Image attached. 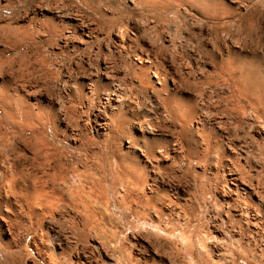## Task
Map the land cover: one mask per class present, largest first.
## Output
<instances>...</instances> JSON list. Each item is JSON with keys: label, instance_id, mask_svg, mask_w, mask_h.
Listing matches in <instances>:
<instances>
[{"label": "rangeland", "instance_id": "rangeland-1", "mask_svg": "<svg viewBox=\"0 0 264 264\" xmlns=\"http://www.w3.org/2000/svg\"><path fill=\"white\" fill-rule=\"evenodd\" d=\"M14 1H17V0H14ZM18 1H20V2L22 1V2L20 3V5L18 7H15L14 10L13 9H11V10L0 9V30H1L0 31V39H2L1 40L2 42H0V52H2V53H0V56H1L0 57V69H2L0 71V77L2 78V79L0 78V94L10 98L12 100V102H13L12 104L14 106L16 103H18V104H16L18 106L23 102L24 105H21V106H23L24 109L30 108V110H33L36 112V111H39V108H40V110L43 111L44 114L46 112L45 115L41 112L42 115H44L43 117H45V121H43L45 123L42 122V124H44V125L49 124L50 127L55 126V127H58V128L65 131V134H66L65 139L64 138L62 139L61 137H59V138H57V140L54 139L53 141H54V143L57 142L55 145L57 146V149H58V151H60V153L62 150L61 154H63L64 152H68V153L66 154V156H64L65 154H63V156L60 154L59 157L62 156V157H60V160H59V157L54 156L53 158L45 159V162H43V159L35 158L34 150L31 147L29 148V146L26 147V145L22 144L21 140L13 137L11 139L12 140L14 139V140L12 142H10L11 141L10 138L7 137L8 142H9L8 143L7 140L5 139V137H4V141H3V139H2V141L0 139V142H1L0 143V172H1L0 175L4 176L6 173L10 174L12 176V178L14 177L13 179L16 180L19 184L24 183L22 186L20 185L21 189L30 190V192H32V195H33L32 197H35V200H34V198H32L31 195L28 196V198L30 199V201H29V199L27 200V198L25 197L26 195L23 192L24 193L23 194L24 196L22 195L23 197L17 196V197H15V199L10 198L6 202H2L0 204V216L3 215L6 217L7 224L9 226L12 224L11 225L12 227L10 226L11 234H12V241L14 240L15 242H17V243H15V246L12 245L11 243L9 244V240L6 239V235L4 236V234H0V258L2 259V260L0 259V264H5V263L6 264H32L35 262H36V264H38V263L43 264L44 262L42 263V261L40 260L41 258H43V257L45 258L47 256H48V258L49 257L53 258V254H55V253L59 254L60 256L64 255L65 260L68 261V259H69L68 262L74 261V264H110V263L112 264L110 259H113L115 262L117 261L116 259H118V262H116V264L117 263L118 264H132V263L133 264H151V262L147 260V259H150V257H151L150 256L151 251H153L157 256H160V257L161 256L165 257V255H166L167 260L169 259L168 260L169 262H172V264H175V263H177L176 261H178L177 257H179L180 255L176 251V248L173 246L174 245L173 243H175L173 241L178 240L177 238L180 237L181 232L191 230V229L199 230V232H201V233H203L204 231L209 232V233L215 235V239L217 238L216 240H218V241L225 240L224 243L226 245L230 244V242L233 243L234 245H237V244H240V245L246 244V246L249 245L248 248L252 254L258 255V256H261V255L264 256V224H262L261 222H253L250 219V217L248 218V216L246 217V215L245 216L243 214L240 215V213L238 212V201L235 200V197H233V194L231 193L234 191L232 188L233 184L231 182L232 181L231 175L235 174L238 177V179H240L241 181H243V180L246 181L245 184L248 186L250 185V188L251 187H252V189L254 188L253 189L254 191H257V189H258L257 192L259 193L260 196L264 195V132H263L264 131V119H263L264 118V112L261 109H257L258 111L256 110L255 112H254V110L252 111V109H250L248 105L246 106L247 101H245L243 99H239V101H237L238 99L235 98L234 94H233V98L230 99V97L232 96L231 93L235 92V89L233 87L234 85L232 86V84H233L232 79L233 78L236 79L237 75L234 72L229 73V71L227 69H225L226 68L225 64H226V62L228 63V61H226V58H227V60L231 59L229 61V63L232 62L231 63L232 66L233 65L236 66L238 64V61H239V56L245 52H250L252 50H255V51H258L259 53L260 52L264 53V36H263L264 35V0H231V1L230 0H217V1L216 0H83V1H81V0H65V1L64 0H32V1L31 0H29V1L28 0L27 1L26 0L25 1L24 0H18ZM54 1H56L55 3L58 7L61 5L59 8L62 9L63 7H65L62 10L60 9L61 11H64V9H65V12H68V13L72 14L74 17H76V21L74 23L69 24V32L71 33L69 36L71 37V39L75 40L76 42H77V40H79L78 43H80V44L74 43V45H70V46L65 45L66 46L65 47L64 46V35H61V34H59L57 36H53L51 38H50V36L36 35L32 38V42H31L32 44L30 43L33 47V50L35 47L36 51H38L44 55L46 53V54L54 57V60H52L50 63L47 62V64L43 65V66H37V67L32 66V68L36 69V71H34L35 69H33L34 72L31 71L32 69L30 67H27V69L30 68L28 70L27 69L21 70L22 72L20 71V68L18 70H16L17 67H19V66L16 63V61H17L16 60V58H17L16 54L13 52L15 45L14 44H7L8 41L9 42L12 41V40L10 41V39H13V42H14L15 37L13 36L14 37L13 38L11 36V38H10V36H8V35H10L9 33L11 30L7 31V29H4V26H6L8 23H12L11 25H15L13 20L22 18L23 15H26L28 13V10L30 8H32L33 6H35L37 4H43L44 2H46L44 4H48L49 6L52 5L51 7L56 8V5L51 4V3H54ZM62 1H64V2H62ZM74 1H76V2H74ZM163 1H164V4H163ZM41 2H43V3H41ZM58 2H61L63 4V6L61 3H58ZM83 2L86 3L85 6H84ZM27 3H28V6H26ZM64 3L67 5H65ZM79 3H81V4H79ZM24 4H26V5H24ZM76 4L79 7L75 6ZM21 5H22V7H21ZM91 5H93V6H91ZM162 6H164V7H162ZM75 7H77V8H75ZM153 7H154V9H153ZM59 8H57V9H59ZM71 8H72V10H71ZM92 8H94L96 12L93 11ZM96 8H98V9H96ZM67 9H68V11H67ZM73 9H74V11H73ZM19 11H21V12H19ZM70 11H73V12L71 13ZM74 14H76V15H74ZM8 17L12 21H8L7 20ZM78 17L81 18V20L77 19ZM247 17H248V19H247ZM100 18H102L104 21ZM104 18L106 19L107 22H105ZM92 19H94V21ZM109 19H110V21H109ZM101 22H104L103 24H106V25L104 26ZM229 22L232 23V25ZM78 23H79V25H78ZM227 23H228V26H226ZM21 24L19 23V25H21ZM89 24H90V26H89ZM236 24H238L240 26V28L238 25L236 26ZM252 24H254V25H252ZM95 26H97L98 28ZM100 26H102L104 28H102ZM231 26H233V27H231ZM248 26L252 27V29L249 28ZM82 27H86L84 32H82ZM1 28L4 30H2ZM92 28L93 29L96 28V29L93 30ZM97 29H98V31H97ZM256 29H257V32H256ZM5 31H7L8 33L5 36L3 35L4 37L1 38V34L6 33ZM74 31H76V32H74ZM116 31H117V33L118 32L119 33L116 34ZM216 31H218V32H216ZM215 33L216 34L218 33V35L220 37L218 35L216 36ZM246 33H247V35H246ZM11 34L14 35L12 32H11ZM96 34H97V36H96ZM221 35H223V36H221ZM236 35H237V37H236ZM241 35H242V38H241L242 40L240 39ZM37 36H39V37H37ZM86 36H88V37H86ZM117 36L120 37L121 39L118 38ZM244 36H246V37H244ZM7 37H9L10 39L8 40ZM93 37H95V38H93ZM243 38H245V41ZM255 38H256V41H255ZM42 39L44 41L47 40V42L42 41ZM236 41H239L241 46ZM246 41H248L249 44ZM34 43L37 45H35ZM44 43L46 44V46ZM48 43H49V45H47ZM120 45H123V46L120 47ZM212 45L215 46V47L213 46L215 48L214 50H212V48H213ZM5 46L8 47L9 50ZM9 46L11 49L9 48ZM61 46H62V49H60ZM74 46H76V47H74ZM227 46H229V47H227ZM255 46H257V47L255 48ZM260 46H261V48H260ZM68 47H69V49H68ZM241 47L244 48V51ZM246 47H248V49H246ZM4 48L7 50L8 53L6 52V50ZM73 48H75V49H73ZM110 49H111V51L109 52ZM226 49H228V50L226 51ZM10 50L11 51L13 50V51L11 52ZM26 50L27 49H24V51H26ZM259 50H261V51H259ZM56 51L57 52L59 51L58 54H56L57 53ZM73 52H74V54H73ZM65 53H67V54H65ZM210 53H212V54H210ZM54 54H55V56H54ZM62 54H63V56L65 55L64 56L65 58L62 56ZM140 55L142 57H140ZM104 56L106 58H104ZM138 56H139V58H143V59L147 58L148 63L144 65L145 67L139 66V68H138V64L136 63L137 62L136 59H138ZM228 57H229V59H228ZM108 58L110 60H108ZM7 60L9 62H7ZM80 60H81V62H80ZM221 60H223L225 62V64ZM12 61H13V63H11ZM47 61H49V60H47ZM53 61H56L57 63L56 62L54 63ZM107 61H110V63ZM52 62H53V64H52ZM130 62H131V64H130ZM149 62H150V65L152 64V62H154L153 63L154 66L152 64L151 69L148 65ZM221 62H222V64H221ZM1 64H3V66H1ZM5 64H8V66L10 64V67H12V69L10 67L7 69V65H5ZM77 64H80V65L78 66ZM99 64H100V67H98ZM108 65H110L112 68H110V66L108 67ZM130 65H131V67H130ZM101 66H104V68ZM123 66H124V68H123ZM220 66H221V69H220ZM2 67L6 70L4 71ZM152 67H153V69H152ZM154 67H156V68H154ZM105 68H110V69L109 70L106 69L107 70L106 71ZM140 68H142V69H140ZM143 68H146V69H143ZM157 68H159L161 70L160 71L158 69L159 70L158 73H160V75L157 72H155V71H157ZM47 69H49V70H47ZM50 69L51 70L55 69L57 71L52 70L53 71V74H52V71ZM71 69L72 70L74 69V70L72 71ZM96 69L99 70L98 72H100L101 74H105L106 76H107V72H109V75L107 77L112 82L114 81L113 83H116L117 85L120 84L119 86L121 89L123 87H126L125 91H124V88L122 89V93L124 92L126 94L123 93L122 95L124 97V100H125L126 96H127V98H128V96L130 97L128 99L126 98V100H125V102L128 101V102H126V104H128L127 105L128 107L125 109L127 111V114H128L127 130H129L133 135H135L136 132H134V130H132V128H131L132 125H134L138 120H141L147 116V118H145L146 122L149 120V122H147V123H149L150 125L152 124V127L154 126L153 127L154 129L156 128L159 131L163 130L164 132L161 131L163 134H165V135L168 134V136L166 135L168 138H166V140H165L166 141L165 142V144H166L165 145V151H166L165 153L167 156H169V157H167L165 155V157H166V160L168 162L166 164H162V165L158 166L157 168H155L152 171L147 170V171H144L142 173V178L144 179L143 185L138 186L139 188L137 187L136 189L131 188L130 189L131 191L127 192V193H129V197H131V195H132V197H133V198L131 197L132 201L128 197H126V196H128L126 193H124L125 195L123 194L125 197L123 195L121 196L122 193L118 194V196H117V194L112 196L113 193H117V192L119 193L120 192V191H118L119 186H116L117 184H114L117 188H115L114 185L112 187L111 186L112 184L109 182V180L105 176H104L105 177L104 178L102 174L100 175L102 170H101V166L97 165V164H99L98 158L101 156H106V155L110 156V154L113 152V150L117 147V144H116L115 140L113 141V139L111 137H102L99 133H97V130H96L97 129L96 128L97 118L95 117L94 114L96 113V109H101L98 100L96 98H90V100L88 99L87 101H85L81 97V107H80L79 106L80 102L78 100H76L73 96L67 97L66 93L63 92V90H62L63 88L61 87L62 82H63V75L65 72H69L72 75H77L80 73L81 77H83L86 74H88L89 72H92L94 70L97 71ZM7 70H8V72H6ZM26 70L29 73L32 72L31 73L32 77H31V74H29V73H28L29 75H27ZM59 70H61L60 75L58 73ZM113 70H114V72H113ZM131 70H133V71H131ZM141 70H142V72H141ZM149 70H151V71H149ZM16 71H18V72H16ZM128 71H130L129 72L130 74H131V72H133L132 74H135V75L131 76L132 74L130 75L128 73ZM220 71H222V72H220ZM225 71H227L228 73ZM38 72L39 73L41 72L40 73L41 75L37 77L36 74L39 75ZM47 72H51L52 75L50 73L47 74ZM55 72L57 75L54 74ZM104 72H106V73H104ZM140 72L143 74H141ZM210 72H212L213 74ZM216 72H218L219 74ZM33 73L36 75L37 78H35V75H33ZM10 74H11V78L9 76ZM110 74L111 75L113 74L114 77H113V75L111 76ZM125 74H126V76H125ZM153 74L156 75L162 81L161 82L162 85H161L160 89H157L155 86H153L154 84L151 81ZM210 74H212V76ZM229 74H231V77L230 76L228 77ZM21 75L23 76V78L20 80L19 78L22 77ZM49 75H51L50 80H49ZM209 75H210V77H209ZM24 76L26 77V79L29 76V78H28L29 80H26L24 78ZM129 76H130V78H129ZM136 76L138 79L142 78V81H141V79L138 80L136 78ZM148 76L150 77V79ZM206 76H208V77H206ZM112 77H113V79H112ZM115 77H117V78H115ZM144 77H145V79H144ZM216 77H217V79H216ZM218 77H221L220 78L221 80ZM30 78H31V80H30ZM53 78H55V79H53ZM146 78L149 79L148 82H147L148 79L146 80ZM209 78H211L210 79L211 84H208V86H210L208 88L206 85H207V83L210 82ZM36 79H38V80L41 79L42 82H41V80L38 81ZM173 79L174 80L176 79L177 81L175 82ZM182 79L184 81H181ZM222 79H224L223 81H226L225 84L227 82L228 83L225 85L222 82V84H221L220 81H222ZM14 80L16 82L18 81L20 83L12 82ZM144 80L148 83L149 87H151V88H149L148 86H145V85H147V83ZM200 80H201V82H200ZM229 80H230V82H229ZM150 81H151V83H150ZM185 81H187V82H185ZM190 81H195V82H191V84H190ZM215 81L217 82V84L219 86L217 84H214ZM163 82H165V83H163ZM202 82H203V85H201ZM205 82H207V83L205 84ZM122 83H125V84L123 85ZM138 83L141 86L138 85ZM195 83H198L197 84L198 86L195 85ZM230 83H231V85H230ZM135 84L137 86H139V89L142 88V85H143V88L139 90ZM228 84H229V87L227 86ZM121 85H122V87H121ZM215 85H217V86L215 87ZM23 86H25V87H23ZM131 86H133V87H131ZM175 86H177V87H175ZM196 86H197V88H196ZM205 86H206V88H205V90H203ZM230 86H232V89L234 90V92H232V89ZM153 87H155V89L152 90L154 95L155 94L157 96H158V94H160V95H162V94H168L169 95L170 94L171 96L176 95L175 97L177 99H182L181 101L185 103L184 104L185 106L192 107L194 109V111H198L201 113V115L203 116L201 119V125L203 127L202 128L203 133H205L204 134L205 135L204 140L206 139L205 143L208 144V146L210 145L209 151L211 153L209 152L208 156L203 157L202 153L200 154L201 150H199L198 156L196 158L190 157L188 154H186L184 146L181 144L180 140L178 139L177 132L172 127L171 123H169L170 120L169 119L164 120L165 117L162 116V114L160 113V110H158L156 108L153 109L154 106H152L153 104L150 102L151 101L150 96H152L151 95V89ZM201 87L203 89H201ZM219 87H221V88L225 87L226 89L225 88L221 89ZM22 88H23V90H22ZM128 88H129V90H128ZM186 88L189 90H186ZM229 88L231 90H229ZM144 89H145V91H144ZM198 89L199 90L201 89L200 91H202V92H199V96L197 95ZM206 89L208 90L209 94L211 93L210 96L213 97V99L210 96H207L208 93H206L207 92ZM209 89H210V92H209ZM129 91L132 94L129 93ZM203 91H205L204 92V94L206 93L205 95L203 94ZM214 91H216V92H214ZM218 91H219V95H221V92L223 91L225 93L226 97L224 96L223 92H222L223 95H221V96L214 95ZM229 91H230L231 95H228ZM196 92H197V94H196ZM200 93L203 95L200 96ZM212 94H213V96H212ZM132 95H133V97H132ZM134 96L137 97L138 102H137L136 98L133 99ZM205 96H206V98H204ZM196 97H198V98H196ZM199 97H200V101H199ZM218 97H220L221 99L219 100ZM222 97H224V99L226 98V100H223ZM209 98H211L210 100H211V103L213 105L210 103ZM216 98L219 101V104L217 103ZM25 99H28V100H25ZM67 99L70 101L68 102ZM129 99L130 100L132 99L131 102ZM214 99H215V101H214ZM71 100H73L76 103L74 104V102ZM221 100L224 102H222ZM201 101H205V104L208 106H206L204 104V102H201ZM213 101L216 102L217 105L214 104ZM230 101H232V102H230ZM242 101H243V103H245V106L242 103ZM145 102H147V103H145ZM200 102L202 103V105ZM233 102L234 103L238 102V103H236L234 105ZM226 103H227V106H229V108L230 107H232V108L229 110V108L227 107L229 112H227L226 108H224L226 111V113H225L223 107H226V106H224V105H226ZM230 103H233V104H230ZM241 103H242V105H240ZM63 104H64V106H66V105L68 106V109H67V107H65L67 109V112L64 111L66 109L63 107ZM60 105H62V106H60ZM139 105H141V106H139ZM142 105H144V106H142ZM149 105H151L152 107L150 106L148 108ZM237 105H240L241 111H238L240 109ZM25 106H26V108H25ZM217 106H222V108L217 107ZM36 107L38 110L36 109ZM205 107L206 108L208 107L207 108L208 110L210 107H212V108H210V110L208 112V110ZM79 108L81 111L79 110ZM234 108L238 111L239 114L236 113L237 112L236 110H235V112H233ZM0 109H1L0 110V116L2 118L4 117V119H0V130H1L0 133L4 132V130L7 131L8 129H12V128L14 129V127L17 126V123L19 122V120L17 121L15 119V120L11 121L7 117V114H8L7 110L3 107V105L1 103H0ZM138 109H139V111H138ZM203 109H205V110H203ZM212 109H213V111H211ZM246 109L248 111H246ZM68 111L69 112L72 111V114H70L71 112L68 113ZM105 111H106V109H105ZM201 111H203V112H201ZM74 113H76L79 117H76L77 115ZM67 114L68 115L70 114L69 117ZM147 114L149 116H151V115L152 116L149 117ZM209 114L211 116L213 114V116L211 117ZM227 114H229L230 116H228ZM204 115H205V117H204ZM224 115H227V116H224ZM237 115H239L240 118L237 117ZM245 115L248 118L247 117L244 118ZM72 116L76 119H73ZM223 116L226 118H223ZM208 117L209 118L211 117L212 119L210 120V119H208ZM254 117L259 119L260 121L255 119ZM46 118H47V122H46ZM62 118H64V119H62ZM78 118H81V119L78 120ZM260 118H262L263 120H261ZM217 119H220V120H217ZM225 119H227V120H225ZM62 120H63V123H62ZM74 120H75V122H77L76 120H78V122L80 124L78 122H77L78 124L74 123ZM151 121H152V123H151ZM225 121L228 122L229 125H228V123L226 124ZM236 121L238 122V124H235V123H237ZM158 122H161V123H158ZM167 122H168V124H167ZM19 123H21V122H19ZM69 123L72 126L71 125L67 126V125H69ZM220 123H223V124L225 123V124L222 125ZM258 123H260V124L258 125ZM130 124H132V125H130ZM230 124H231V127H230ZM234 124L237 125V127L239 124H241V126L239 125V127L237 128ZM10 125H11V127H10ZM64 125H66L67 128L64 129V127H63ZM75 125H77V126L79 125L80 129L78 127H76ZM7 127H10V128H7ZM219 128H221V129H219ZM262 128H263V130H262ZM226 130H228L229 134L226 132ZM217 131H218V133H217ZM173 132H176V133H173ZM82 133H84L85 135L86 134L88 135L87 139L85 137H83L84 134H82ZM206 133H208L209 136ZM261 133H262V135H261ZM170 134H172L173 137H171L172 135H170ZM73 136H74V140L72 138ZM90 138H91V140L93 139V142H91ZM172 138L174 141L172 140ZM208 138H209V140H208ZM88 139L90 140V142H87ZM107 139H109V140H107ZM210 139H211V143H210ZM221 139H222V141H221ZM72 140L74 142H72ZM227 140H229V141H227ZM104 142H106V143H104ZM4 143H6V145L7 144L8 145L10 144V145L6 146ZM13 143H15L17 145H15ZM82 143H83V145H82ZM108 143L110 146L108 145ZM214 143L215 144L217 143L216 146ZM90 144H92V145H90ZM11 145H13V146H11ZM94 145L96 148L94 147ZM168 145H169V147H166ZM177 145H178V147H177ZM60 146H62V147L66 146L65 148H63L64 150L67 149L68 147L69 148H68V150L64 151L62 148L59 149ZM91 146H93V148ZM86 147H88V148H86ZM97 147L100 151L97 149ZM213 147H214V149H213ZM15 148L16 149L18 148L20 150H18V149L16 150ZM102 148L105 149V151ZM70 149H71V151H70ZM174 149H175V151H174ZM12 150H15V151H12ZM90 151H93V152H90ZM71 152L72 153L75 152V153L72 154ZM87 152H89V153H87ZM95 152H97V153L95 154ZM20 153H21V156L19 157L18 155ZM22 153H23V156H22ZM31 153H32V155H31ZM77 153H80L81 156H79L80 154H77ZM98 153L100 154V156L97 158L96 155L98 156L99 155ZM213 153H214V156H213ZM13 154H14V156H13ZM15 154H17V155H15ZM69 154H70V156H69ZM78 156H79V158L77 160V164H75L74 160ZM215 156H217V157H215ZM221 156H223V157H221ZM2 157H3L4 161L2 160ZM33 157L35 158V160ZM67 157L72 158V159L70 158L71 161H70V159H69V161H70V164H72L73 166L69 164L68 160H65ZM80 157H82L85 160V164L87 166L89 165V168H91L93 170V174L92 173L90 174V172L92 170H90L89 168L86 169L87 166L85 164L84 165L82 164V163H84V160ZM85 157L88 161L85 159ZM9 159H10V162H9ZM51 159H52V162H50ZM54 159H55V161H53ZM173 159L175 161H172ZM178 159H179V161H178ZM190 159H192V160H190ZM48 160H49V162H48ZM176 160H177V162H176ZM202 160L205 163L201 162ZM12 161H13V163H11ZM79 161H80V165H79ZM183 161H185V162L183 163ZM189 161H190V164L188 163ZM2 162H4L3 163L4 165L2 164ZM33 162H35V163H33ZM38 162H40L41 164L39 165ZM57 162H59V163H57ZM173 162H176V163H173ZM22 163H23V165H22ZM45 163H46V165H45ZM48 163H50L49 166H48ZM65 163L68 164V166ZM93 163H94V165L99 166V169H97L98 168L97 166H95V167H97V168H95ZM27 164H28V166H27ZM74 164L78 167H75ZM62 165L67 170H63L64 167ZM203 165H205V166H203ZM50 166H52V167H50ZM82 166L83 167L85 166L84 168L86 170H89L90 172L86 171L85 169L82 170V168H83ZM35 167L38 168V171H37V168H35ZM66 167H68L69 169ZM74 167L76 169L81 168V172L84 171V172L88 173L89 175L87 174L86 177L89 176L90 179H89V177H88V179H89V181L91 180L89 182L88 179H86L88 181L87 184L85 183V181L82 182V185H84L83 183L86 184L83 187L86 189V191H81L82 192L81 196H79L80 193L74 194L69 190V186L80 185V184H78V182L74 178H73L74 180L73 179L70 180V177H72L71 173L74 170ZM93 167L95 168V170L93 169ZM231 167H233V168H231ZM51 168L53 170H51ZM60 168H61V170H60ZM70 168L73 170L71 171ZM15 169H16V171H15ZM235 169L237 171L239 170V172L237 173V171ZM29 170H31L33 172H31ZM55 170H57V171H55ZM59 170H60V172H59ZM78 170H80V169H78ZM233 170H235V171H233ZM36 171L39 174L36 173ZM39 171H42V172H39ZM65 172L69 175L66 174L67 175L66 176L64 174ZM232 172H234V173H232ZM17 173H19L20 175ZM22 173H23V176H21ZM58 173H60V174L62 173L64 175L65 179L69 178L68 179L69 181L67 180V182L70 185L64 184V182H63L64 177H62L63 175L62 176L60 174L58 175ZM230 173H231V175H230ZM41 175H43V176H41ZM52 175H54V176L57 175L59 177L54 178V176H52ZM98 176H99L100 180H99V178H97ZM60 177H62L63 179H61ZM42 178H43V180H42ZM52 178H54L55 181H54V179L52 180ZM204 178H205V180H203ZM1 179H2V177L0 176V180ZM46 179H47V182H46ZM56 179L58 180V182H56L57 181ZM200 179H201V181H200ZM37 180L39 181V183H42V181H45V182H43L44 184L43 183L38 184ZM95 180H97V182ZM202 180L204 181V183L206 185L203 183ZM93 181H95V182H93ZM101 181L102 182L106 181V182L104 184L103 183L101 184ZM48 182H51V183H48ZM199 182H202L205 186L202 183L200 185ZM36 183H37V185H36ZM92 183H93V186H91ZM94 183H95V185H94ZM96 184H98L97 189H95ZM251 184L253 186H251ZM100 185H103V186H100ZM37 186L38 187L40 186L41 188L40 187L38 188ZM99 186L102 189L99 188ZM106 186H108V189L106 188ZM147 186L148 187L150 186V191L147 190ZM43 187H44V189H43ZM49 187H51V188H49ZM90 187H92V188H90ZM34 188L35 189L38 188V189H36L37 190L36 192H35ZM52 188H53V190H52ZM83 188L81 190H85ZM93 188H94V191H92V193L94 194V192H95L96 196H95V194L94 195L92 194L93 196H91L90 189L93 190ZM198 188H202V189H198ZM115 189L117 191L113 192ZM137 189H138V192L136 191ZM203 190H204V193H206V190H207V193H209L207 196H204L206 198V201H205V198L204 197L202 198V195L199 193L200 191L202 192ZM259 190H261V192L263 191V193H260ZM47 191L48 192L50 191L49 194ZM51 191L54 193H59V194H56V195L54 194V196H53V193L51 194ZM69 191L73 194L72 196H74L73 199L75 200V202L73 201L72 196L70 194L68 195ZM87 191H89V192H87ZM134 191H135V193H134ZM239 191L237 193L241 194L243 192L241 195L244 194V191H242V190H239ZM38 192L39 193L42 192V194L45 193V195L39 194ZM60 192L62 194L61 196H60ZM105 192H108V194ZM197 192H198V194H196ZM98 194H99V196H98ZM206 194H204V195H206ZM48 195H49V197H48ZM57 195L60 197L56 198ZM75 195L77 197H75ZM103 195H104V199H103ZM106 195L109 198L108 200H107ZM147 195L150 198V199H148V202L146 200ZM196 195H198V196L201 195V197L198 198V196H196ZM38 196H40V197L45 196V198L42 197L41 199H43V200H41V199L39 200L40 197L38 198ZM52 196L54 197V199L52 198ZM69 196L71 199L69 198ZM90 196L95 199L94 201H97V199H101V200H98L96 202L97 204H98V202L99 203L101 202V203L96 206V203L93 201L92 198H90ZM36 197H37V199H36ZM80 197H82V200H80ZM117 197H119V201L117 200L118 199ZM122 197L126 198L127 202L124 203L123 202L124 199H120ZM31 199L34 200V202ZM61 199H62V203H61ZM64 199H65V201L68 202V204L70 203V206L68 208H67V206H68L67 202H64ZM76 199L78 201H76ZM171 199H172V202H171ZM46 200L48 202H51V204L45 203V202H47ZM49 200H51V201H49ZM86 200H89V201H86ZM104 200L108 201L107 204H106V201L104 202ZM121 200H123L122 203L126 204V206L121 203ZM149 200L151 201V203L149 202ZM194 200H196V202ZM197 200L198 201L200 200L201 202L200 201L197 202ZM24 201H27V203H25L27 206L24 204ZM59 201H60V203H59ZM83 201L85 203H83ZM129 201H131L130 204L128 203ZM202 201H205V202H202ZM29 202H31V203H29ZM38 202L40 204H38ZM63 202L66 204H64ZM78 202H80L82 206L86 205V206H84L85 208L87 207L86 210H84V208H82V206L80 205V203L78 204ZM87 202H89V204L92 203L90 205V208H89V205ZM114 202H116V206H118L117 208H116ZM34 203H36V205ZM93 203H95V204H93ZM44 204H46V205H44ZM48 204H50L49 205L50 207L48 206ZM63 204L65 207H63ZM76 204L78 206H80V207H78V209L80 208L79 210L77 209ZM120 204H121V206H119ZM41 205L48 206V208H46V207L43 208V207H41ZM71 205L74 208L71 207ZM92 205L97 210L94 209L92 207ZM106 205H108V207H106ZM100 206H102V207H100ZM129 206H130V208H129ZM142 206H143V208H142ZM6 207H7V209H6ZM19 207H20V209H19ZM98 207H99V209H102V210H99ZM105 207H106V210H105ZM121 207H123V209H121ZM125 207L129 208V212H128L127 208H126V211L124 210ZM25 208H26V210H25ZM91 208L94 211H92ZM40 209H42V211ZM73 209H75V211ZM76 209L78 211H76ZM10 210H13V211H10ZM48 210L49 211L53 210V211H51L52 213L51 212L48 213L49 214L48 215L47 214V212H49ZM25 211L28 214V216L25 213ZM87 211H88V213H87ZM91 211L93 214H91ZM97 211H98V213H97ZM101 212H103V213H101ZM138 212L140 214L142 213L141 214L142 216L140 214H137ZM24 213H25V215H23ZM42 213L43 214L45 213L47 216L45 214L43 215ZM84 213L86 215H84ZM82 214H83V216H82ZM156 214H158V215L156 216ZM87 215H90L89 218ZM91 215L94 216L93 219H91L93 217ZM139 215L141 217H143V219L141 218V220H140ZM7 216H8V218H7ZM42 217H44V218H42ZM108 217H110L111 219ZM86 219H88V220H86ZM144 220L146 221V223ZM140 221H143L145 224L143 222L141 223ZM13 222H15V224ZM81 222H83V223H81ZM72 223H73V225H72ZM105 223H106V225H105ZM159 223H160V225H159ZM18 224H20V225H18ZM51 224H52V226H51ZM76 224H77V226H76ZM146 224L148 226H145ZM38 225H40V226L38 227ZM154 225H155V227H154ZM14 226H16V227H14ZM25 226L28 228L26 229ZM98 226H99V229H98ZM140 226H142V227H140ZM157 226H159L160 230H162V231L164 229L165 230L164 233H162L160 230L158 231V229H156ZM29 227H31V228H29ZM80 228H82V229H80ZM188 228H190V229H188ZM153 229H154V231H153ZM169 229H171V230H169ZM173 229H175V231H177V232H174V234L176 233V235L170 234V233H173V232H171ZM41 230H42L43 234H42ZM93 231H95V232H93ZM114 231L117 233H115ZM177 234H178V237H177ZM15 235H16V237H15ZM42 235L44 238H42ZM19 236H21V237H19ZM95 236H96V238H95ZM169 236H171L172 239ZM28 237H35V241H36L35 247L36 248L32 244H30V246H29V244L24 243L25 239H29ZM77 237H79V238H77ZM174 237H176V238H174ZM19 238H21V240H19ZM169 238H170V240H168ZM79 241L82 243H80ZM50 242H51V246H50ZM166 242H167V244H166ZM58 243H60V244H58ZM210 243L207 242L205 245L207 246V250L213 251L214 248ZM109 244L112 246V248ZM17 245H19V246H17ZM162 245L163 246L165 245V246L163 247ZM230 245H228V246H230ZM25 246H26V249L24 250ZM48 246H50V247H48ZM146 246H148L150 248H148ZM31 247L34 251L31 249ZM38 247H40V248H38ZM171 247H174V248L171 249ZM173 249L175 250L174 254H173ZM26 250H28V251H26ZM165 250H168V251H165ZM51 251L54 253H52ZM106 251H107V253H106ZM8 252H10V253H8ZM118 252H120V253H118ZM122 252L123 253L125 252L124 255ZM166 253L168 255L170 254L169 256H171V257H169ZM171 253H172V255H171ZM109 256H110V258H109ZM112 256H113V258H112ZM170 259H171V261H170ZM39 261H41V262H39ZM53 262H54V259H53ZM157 262H159V261L154 260L153 263L154 264H162L160 262L159 263H157ZM240 263H243V262L241 261Z\"/></svg>", "mask_w": 264, "mask_h": 264}, {"label": "bare ground", "instance_id": "bare-ground-1", "mask_svg": "<svg viewBox=\"0 0 264 264\" xmlns=\"http://www.w3.org/2000/svg\"><path fill=\"white\" fill-rule=\"evenodd\" d=\"M25 1V0H24ZM27 1V0H26ZM29 1V0H28ZM32 1V0H31ZM65 1V0H64ZM64 1H62V2H64ZM81 1H83V0H81ZM217 1V0H216ZM231 1V0H230ZM22 2V1H21ZM20 1H14V0H0V9H2V10H11V9H15V7H18L19 5H20V3H21ZM47 2V1H46ZM46 2H44V3H46ZM50 2V1H49ZM56 1H54V3H51V4H54V5H56V3H55ZM74 2H76V1H74ZM237 2V1H236ZM39 3V2H38ZM41 3H43V2H41ZM37 4V5H35V6H33L32 8H30L29 10H28V13L26 14V15H23L22 16V18H19V19H16V20H13V22L15 23V25H11L12 23H8L6 26H4V29H7V31L8 30H11L10 31V35H8V36H10V38H11V36L13 37H15V41L13 42V39H10L9 37H7V39L9 40L10 39V41L11 42H9L8 41V43L7 44H14L15 45V47H14V53L16 54V63H17V65L19 66V67H17V69L16 70H18L19 68H20V71L21 70H25V69H27V67H30L32 70L31 71H33V69H35V68H32V66L33 67H37V66H43V65H46L47 64V62H51L52 60H54V57H52V56H50V55H48V54H46L45 53V55L44 54H42V53H40V52H38V51H36L35 50V47H34V50H33V47H32V38L34 37V36H36V35H42V36H50V38L51 37H53V36H57V35H59V34H61V35H64V46L66 45V46H70V45H74V43H77V44H80V43H78V41L79 40H77V42L75 41V40H73V39H71V37L69 36L71 33L69 32V24H71V23H74L75 21H76V17H74L72 14H70V13H68V12H65V9H64V11H61L63 8H65V7H63L62 9L61 8H59L57 5H56V8H53V7H51V6H49L48 4ZM58 3H61V2H58ZM84 3V2H83ZM62 4V3H61ZM65 4V3H64ZM79 4H81V3H79ZM85 4L86 3H84V6H85ZM163 4H164V1H163ZM24 5H26V4H24ZM65 5H67V4H65ZM198 5V4H197ZM219 5V4H218ZM26 6H28V3H27V5ZM62 6H63V4H62ZM70 6V5H69ZM75 6H77V4L75 5ZM88 6V5H87ZM91 6H93V5H91ZM96 6V5H95ZM165 6V5H164ZM164 6H162V7H164ZM21 7H22V5H21ZM24 7V6H23ZM74 7V6H73ZM72 7V8H73ZM77 7H79V6H77ZM77 7H75V8H77ZM159 7V6H158ZM157 7V8H158ZM169 7V6H168ZM57 8H59V9H57ZM69 8V7H68ZM72 8H71V10H72ZM74 8V9H75ZM91 8V7H90ZM95 8V7H94ZM94 8H92V10L93 11H95V9ZM61 9V10H60ZM70 9V8H69ZM74 9H73V11H74ZM96 9H98V8H96ZM149 9V8H148ZM153 9H154V7H153ZM206 9V8H205ZM213 9V8H212ZM77 10V9H76ZM80 10V9H79ZM23 11V10H22ZM67 11H68V9H67ZM73 11H70L71 13L73 12ZM78 11V10H77ZM19 12H21V11H19ZM96 12V11H95ZM98 13V12H97ZM77 14V13H76ZM76 14H74V15H76ZM80 15V14H79ZM16 16V15H15ZM19 16V15H18ZM175 16V15H174ZM205 16V15H204ZM21 17V16H20ZM9 18V17H8ZM7 18V20L8 21H12V20H10V18L8 19ZM15 18V17H14ZM77 19H80L81 20V18H77ZM100 19H102V18H100ZM105 19V18H104ZM247 19H248V17H247ZM6 20V21H7ZM90 20V19H89ZM93 21H94V19H92ZM103 20V19H102ZM251 20V19H250ZM104 21V20H103ZM109 21H110V19H109ZM247 21V20H246ZM245 21V22H246ZM90 22V21H89ZM105 22H107L106 21V19H105ZM244 22V21H243ZM242 22V23H243ZM19 23L21 24V25H19ZM96 23V22H95ZM102 24L104 23V22H101ZM230 23V22H229ZM254 23V22H253ZM85 24V23H84ZM88 24V23H87ZM92 24V23H91ZM94 24V23H93ZM99 24V23H98ZM101 24V25H102ZM231 25H232V23H230ZM73 25V24H72ZM77 25V24H76ZM78 25H79V23H78ZM104 26L106 25V24H103ZM238 24H236V26H237ZM252 25H254V24H252ZM81 26V25H80ZM84 26V25H83ZM87 26V25H86ZM89 26H90V24H89ZM226 26H228V23H227V25ZM239 26V25H238ZM256 26V25H255ZM95 27H97V26H95ZM100 27H102V26H100ZM107 27V26H106ZM111 27V26H110ZM109 27V28H110ZM231 27H233V26H231ZM249 28H251L252 29V27H250V26H248ZM90 28V27H89ZM98 28V27H97ZM102 28H104V27H102ZM238 28V27H237ZM239 28H240V26H239ZM238 28V29H239ZM2 29V28H1ZM4 29H2V30H4ZM86 29V27H82V32H84V30ZM93 29V28H92ZM96 29V28H95ZM95 29H93V30H95ZM122 29V28H121ZM230 29V28H229ZM103 30V29H102ZM219 30V29H218ZM237 30V29H236ZM248 30V29H247ZM250 30V29H249ZM1 31V30H0ZM7 31H5L6 33H2L1 34V38L2 37H4L8 32ZM71 31V30H70ZM77 31V30H76ZM76 31H74V32H76ZM97 31H98V29H97ZM120 31V30H119ZM238 31V30H237ZM241 31V30H240ZM11 32L14 34V35H12L11 34ZM72 32V31H71ZM92 32V31H91ZM100 32V31H99ZM102 32V31H101ZM216 32H218V31H216ZM224 32V31H223ZM239 32V31H238ZM237 32V33H238ZM242 32V31H241ZM256 32H257V29H256ZM119 33V32H118ZM117 33V31H116V34H118ZM121 33V32H120ZM222 33V32H221ZM99 34V33H98ZM4 35V36H3ZM73 35V34H72ZM92 35V34H91ZM215 35L217 36L218 35V33L216 34L215 33ZM229 35V34H228ZM243 35V34H242ZM242 35H241V37H240V39L242 38ZM246 35H247V33H246ZM95 36V35H94ZM96 36H97V34H96ZM95 36V37H96ZM119 36V35H118ZM117 36V37H118ZM219 36V35H218ZM221 36H223V35H221ZM264 36V35H263ZM13 37V38H14ZM37 37H39V36H37ZM86 37H88V36H86ZM91 37V36H90ZM95 37H93V38H95ZM220 37V36H219ZM228 37V36H227ZM236 37H237V35H236ZM244 37H246V36H244ZM6 38V37H5ZM4 38V39H5ZM56 38V37H55ZM118 38H120V37H118ZM3 39V40H4ZM35 39V38H34ZM91 39V38H90ZM121 39V38H120ZM220 39V38H219ZM244 39V41H245V38H243ZM2 39H0V42H2L1 41ZM231 40V39H230ZM239 40V39H238ZM242 40V39H241ZM240 40V41H241ZM42 41H44L43 39H42ZM46 42H47V40H45ZM44 41V42H45ZM125 41V40H124ZM215 41V40H214ZM229 41V40H228ZM233 41V40H232ZM250 41V40H249ZM255 41H256V38H255ZM259 41V40H258ZM13 42V43H12ZM37 42V41H36ZM87 42V41H86ZM118 42V41H117ZM123 42V41H122ZM236 42H238L239 44H240V42L239 41H236ZM246 42H248V41H246ZM31 43V44H30ZM38 43V42H37ZM50 43V42H49ZM49 43L47 44V45H49ZM59 43V42H58ZM89 43V42H88ZM216 43V42H215ZM229 43V42H228ZM251 43V42H250ZM256 43V42H255ZM259 43V42H258ZM35 44V43H34ZM39 44V43H38ZM45 44V43H44ZM63 44V43H62ZM118 44V43H117ZM121 44V43H120ZM124 44V43H123ZM237 44V43H236ZM248 44H249V42H248ZM257 44V43H256ZM35 45H37V44H35ZM231 45V44H230ZM251 45V44H250ZM13 46V45H12ZM11 46V47H12ZM34 46V45H33ZM45 46H46V44H45ZM51 46V45H50ZM63 46V47H64ZM65 46V47H66ZM123 45H120V47H122ZM214 45H212V47H213ZM240 46H241V44H240ZM252 46V45H251ZM258 46V45H257ZM257 46H255V48L257 47ZM6 47V46H5ZM48 47V46H47ZM54 47V46H53ZM74 47H76V46H74ZM79 47V46H78ZM117 47V46H116ZM125 47V46H124ZM215 47V46H214ZM212 48V50H214L215 48ZM227 47H229V46H227ZM226 47V48H227ZM7 49H8V47H6ZM9 48H10V46H9ZM39 48V47H38ZM57 48V47H56ZM242 48V47H241ZM240 48V49H241ZM260 48H261V46H260ZM5 49V48H4ZM11 49V48H10ZM24 49H27L26 51H24ZM37 49V48H36ZM53 49V48H52ZM51 49V50H52ZM60 49H62V46H61V48ZM68 49H69V47H68ZM73 49H75V48H73ZM81 49V48H80ZM99 49V48H98ZM121 49V48H120ZM243 49V51H244V48H242ZM246 49H248V47H246ZM253 49V48H252ZM6 50V49H5ZM9 50V49H8ZM50 50V51H51ZM66 50V49H65ZM219 50V49H218ZM224 50V49H223ZM228 49H226V51H227ZM231 50V49H230ZM11 51V50H10ZM11 51V52H12ZM55 51V50H54ZM64 51V50H63ZM73 51V50H72ZM111 51V49L109 50V52ZM249 51V50H248ZM259 51H261V50H259ZM6 52H7V50H6ZM5 52V53H6ZM57 52V51H56ZM59 52V51H58ZM58 52L56 53V54H58ZM68 52V51H67ZM78 52V51H77ZM76 52V53H77ZM108 52V53H109ZM210 52V51H209ZM229 52V51H228ZM231 52V51H230ZM0 53H2V52H0ZM8 53V52H7ZM11 54V53H10ZM61 54V53H60ZM59 54V55H60ZM65 54H67V53H65ZM73 54H74V52H73ZM156 54V53H155ZM210 54H212V53H210ZM2 55V54H1ZM6 55V54H5ZM58 55V56H59ZM70 55V54H69ZM209 55V54H208ZM7 56V55H6ZM54 56H55V54H54ZM57 56V57H58ZM62 56H63V54H62ZM65 56V55H64ZM63 56V57H64ZM73 56V55H72ZM108 56V55H107ZM232 56V55H231ZM236 56V55H235ZM1 57V56H0ZM4 57V56H3ZM61 57V56H60ZM71 57V56H70ZM137 57V56H136ZM135 57V58H136ZM140 57H142L141 55H140ZM155 57V56H154ZM162 57V56H161ZM65 58V57H64ZM67 58V57H66ZM104 58H106L105 56H104ZM110 58V57H109ZM108 58V60H110ZM145 58V57H144ZM231 58V57H230ZM71 59V58H70ZM151 59V58H150ZM228 59H229V57H228ZM235 59V58H234ZM9 60V59H8ZM7 60V62H9ZM47 60H49V61H47ZM65 60V59H64ZM105 60V59H104ZM149 60V59H148ZM231 59H229V60H227V58H226V61H228V63L226 62V64H225V62L223 61V60H221L224 64H225V69H227L228 71H229V73H235L236 75H237V77H236V79L235 78H233L232 79V82H233V84H232V86L234 87V89H235V92H234V90L232 89V86H230L231 87V89H232V92H234V93H231L232 94V96L230 97V99H232L233 98V94H234V96H235V98L236 99H238L237 101H239V99H243V100H245V101H247V103H246V106L248 105L249 106V108L250 109H252V111L254 110V112L257 110V109H261L263 112H264V53H262V52H258V51H255V50H252V51H250V52H245V53H243V54H241L240 56H239V61H238V64L236 65V66H232L231 65V63L232 62H230L229 63V61H230ZM233 60V59H232ZM14 61V62H15ZM67 61V60H66ZM65 61V62H66ZM69 61V60H68ZM136 63L138 64V68H139V66L140 67H143L145 64H147L148 63V61H147V58H145V59H143V58H139V56H138V59H136ZM151 61V60H150ZM6 62V61H5ZM6 62V63H7ZM54 63L56 62V61H53ZM53 62H52V64H53ZM77 62V61H76ZM80 62H81V60H80ZM79 62V63H80ZM107 62H109L110 63V61H107ZM134 62V61H133ZM222 62H221V64H222ZM235 62V61H234ZM11 63H13V61L11 62ZM57 63V62H56ZM67 63V62H66ZM99 63V62H98ZM105 63V62H104ZM135 63V62H134ZM154 62H152V64H153ZM71 64V63H70ZM130 64H131V62H130ZM151 64V65H152ZM234 64V63H233ZM5 65H7V69L10 67V64H9V66H8V64H5ZM78 66L80 65V64H77ZM128 65V64H127ZM133 65V64H132ZM149 67H150V69H151V65H150V62H149ZM1 66H3V64H1ZM48 66V65H47ZM54 66V65H53ZM56 66V65H55ZM62 66V65H61ZM72 66V65H71ZM110 65H108V67H109ZM153 66H154V64H153ZM156 66V65H155ZM6 67V66H5ZM51 67V66H50ZM58 67V66H57ZM98 67H100V64H99V66ZM101 67H103L104 68V66H101ZM129 67V66H128ZM130 67H131V65H130ZM145 67V66H144ZM160 67V66H159ZM3 68V67H2ZM11 69H12V67H10ZM30 68H28V69H30ZM62 68V67H61ZM67 68V67H66ZM110 68H112L111 66H110ZM110 68H105V70L106 69H110ZM123 68H124V66H123ZM136 68V67H135ZM154 68H156V67H154ZM27 69V70H28ZM68 69V68H67ZM126 69V68H125ZM140 69H142V68H140ZM139 69V70H140ZM143 69H146V68H143ZM149 69V68H148ZM152 69H153V67H152ZM159 68H157V71H155V72H157L158 73V71L160 70H158ZM175 69V68H174ZM220 69H221V66H220ZM2 69H0V71H1ZM3 70L5 71L6 69H4L3 68ZM26 70V72H27V75H29V74H31V73H29L28 71ZM47 70H49V69H47ZM51 70V69H50ZM53 70V69H52ZM51 70V71H52ZM55 70V69H54ZM53 70V71H54ZM72 70V69H71ZM74 70V69H73ZM72 70V71H73ZM86 70V69H85ZM89 70V69H88ZM97 70V69H96ZM101 70V69H100ZM128 70V69H127ZM126 70V71H127ZM136 70V69H135ZM156 70V69H155ZM191 70V69H190ZM223 70V69H222ZM10 71V70H9ZM19 71V72H20ZM34 71H36V69L34 70ZM33 71V72H34ZM53 71H52V74H53ZM55 71H57V70H55ZM99 70H97V71H92V72H89L88 74H86L85 76H83V77H81V75H80V73L79 74H77V75H72L71 73H69V72H65L64 73V75H63V82H62V85H61V87L63 88L62 90H63V92H65L66 93V95H67V97H69V96H73L76 100H78L79 102H80V107H81V97H82V99L83 100H85V101H87L88 99L90 100V98H96L97 100H98V102H99V104H100V108L101 109H96V113L94 114L95 115V117L97 118V124H96V130H97V133H99L102 137H111L112 139H113V141L115 140V142H116V144H117V147L113 150V152L110 154V156H101V157H99L100 156V154L97 156L96 155V157L98 158V163L99 164H97V165H99V166H101V170H102V172L100 173V175L102 174L103 175V177L105 176L108 180H109V182L112 184L111 186L113 187V185L114 184H117L116 186H119L118 187V191H120L119 193L117 192V193H113L112 194V196L113 195H115V194H117V196H118V194H121V196L124 194V193H126L128 196H126V197H128L130 200L133 198L132 197V195H131V197H129V193H127V192H129V191H131L130 189L131 188H137L138 186H142L143 185V178H142V173L144 172V171H152V170H154L155 168H157L158 166H160V165H162V164H166L168 161L166 160V157H165V155H166V151H165V140H166V138H168L167 136H168V134H163L162 132H164L163 130H161V131H159V130H157L156 128L154 129L153 127H152V124L150 125L149 123H147V122H149V120L146 122L145 121V118H147V116L145 117V118H143V119H141V120H138L134 125H132V124H130V125H132V130H134V132H136V134L135 135H133L129 130H127V126H128V114H127V111L125 110L128 106V104H126V102H128V101H126L125 102V100H126V98H127V96L125 97V100H124V97H123V93H122V89L124 88V91L126 90L125 88L126 87H123L122 89L120 88V84H116V83H113L107 76L109 75V72H107V76L105 75V74H101L100 72H98ZM107 71V70H106ZM131 71H133V70H131ZM144 71V70H143ZM149 71H151V70H149ZM161 71V70H160ZM217 71V70H216ZM219 71V70H218ZM6 72H8V70L6 71ZM16 72H18V71H16ZM22 72V71H21ZM112 72V71H111ZM113 72H114V70H113ZM125 72V71H124ZM130 71H128V73H129ZM141 72H142V70H141ZM140 72V73H141ZM154 72V73H155ZM220 72H222V71H220ZM225 72H227V71H225ZM24 73V72H23ZM29 73V74H28ZM36 73V72H35ZM39 73V72H38ZM41 73V72H40ZM39 73V75L38 74H36L37 75V77L38 76H40L41 74ZM48 73H50L51 74V72H47V74ZM59 75H60V73H61V70H59ZM74 73V72H73ZM103 73V72H102ZM104 73H106V72H104ZM127 73V74H128ZM133 72H131V74H132ZM210 73H212V72H210ZM216 73H218V72H216ZM228 73V72H227ZM8 74V73H7ZM15 74V73H14ZM25 74V73H24ZM23 74V75H24ZM46 74V75H47ZM51 74V75H52ZM54 74H56V72L54 73ZM130 74V73H129ZM130 74V75H131ZM141 74H143V73H141ZM152 74V73H151ZM159 75H160V73H158ZM213 74V73H212ZM212 74H210L211 76H212ZM219 74V73H218ZM221 74V73H220ZM33 75H35L34 73H33ZM36 75H35V78H37L36 77ZM51 75H49V80H50V76ZM57 75V74H56ZM111 75V74H110ZM113 75V74H112ZM111 75V76H112ZM133 75H135V74H132L131 76H133ZM149 75V74H148ZM210 75H209V77H210ZM222 75V74H221ZM234 75V74H233ZM232 75V76H233ZM10 76V78H11V74L9 75ZM13 76V75H12ZM17 76V75H16ZM22 76V75H21ZM116 76V75H115ZM125 76H126V74H125ZM142 76V75H141ZM151 76V75H150ZM231 77V74H229L228 75V77ZM5 77V76H4ZM31 77H32V74H31ZM113 77H114V75H113ZM113 77H112V79H113ZM135 77V76H134ZM133 77V78H134ZM149 77V76H148ZM206 77H208V76H206ZM222 77V76H221ZM221 77H218L219 79L221 78ZM1 78V77H0ZM17 78V77H16ZM23 78V76L21 77V78H19L20 80ZM24 78L26 79V77L24 76ZM29 78V76L27 77V79L26 80H29L28 79ZM34 78V77H33ZM32 78V79H33ZM115 78H117V77H115ZM129 78H130V76H129ZM136 78H137V76H136ZM183 78V77H182ZM225 78V77H224ZM2 79V78H1ZM13 79V78H12ZM53 79H55V78H53ZM138 79V78H137ZM141 79V81H142V78H140ZM140 79H138V80H140ZM144 79H145V77H144ZM148 78H146V80H147ZM149 79H150V77H149ZM149 79L147 80V82L149 81ZM164 79V78H163ZM185 79V78H184ZM211 78H209V83H207V82H205V84L207 83V87L209 88L210 86H208V84H211V80H210ZM216 79H217V77H216ZM215 79V80H216ZM227 79V78H226ZM229 79V78H228ZM10 80V79H9ZM16 80V79H15ZM12 81V82H15V83H17L16 81ZM18 80V79H17ZM24 80V79H23ZM30 80H31V78H30ZM36 80H38V79H36ZM35 80V81H36ZM41 79H39L38 81H40ZM123 80V79H122ZM174 80V79H173ZM186 80V79H185ZM189 80V79H188ZM194 80V79H193ZM198 80V79H197ZM221 80V79H220ZM219 80V81H220ZM224 79H222V81H220V83L222 84V82L225 84V82L226 81H223ZM236 80V81H235ZM25 81V80H24ZM23 81V82H24ZM117 81V80H116ZM133 81V80H132ZM145 81V80H144ZM152 83L154 84L153 86H155L157 89H160L161 88V85H162V81L156 76V75H154L153 74V76H152ZM151 81H150V83H151ZM175 82L177 81L176 79L174 80ZM181 81H184L183 79L181 80ZM196 81V80H195ZM195 81H190V84H191V82H195ZM205 81V80H204ZM203 81V82H204ZM218 81V80H217ZM235 81V82H234ZM41 82H42V80H41ZM82 82V83H81ZM119 82V81H118ZM137 82V81H136ZM146 82V81H145ZM146 82V83H147ZM166 82V81H165ZM165 82H163V83H165ZM174 82V83H175ZM185 82H187V81H185ZM184 82V83H185ZM200 82H201V80H200ZM203 82L201 83V85H203ZM229 82H230V80H229ZM18 83H20V82H18ZM22 83V82H21ZM145 83V84H146ZM173 83V84H174ZM178 83V82H177ZM183 83V82H182ZM219 83V82H218ZM219 83V84H220ZM228 83V82H227ZM226 83V84H227ZM13 84V83H12ZM23 84V83H22ZM21 84V85H22ZM82 84V85H81ZM123 85L125 84V83H122ZM176 84V83H175ZM174 84V85H175ZM179 84V83H178ZM189 84V83H188ZM198 83H195V85H197ZM214 84H217V82L215 81V83ZM220 84V85H221ZM225 84V85H226ZM128 85V84H127ZM136 85V84H135ZM138 85H140L139 83H138ZM151 85V84H150ZM165 85V84H164ZM180 85V84H179ZM218 85V84H217ZM217 85H215V87L217 86ZM224 85V86H225ZM230 85H231V83H230ZM134 86V85H133ZM133 86H131V87H133ZM137 86V85H136ZM141 86V85H140ZM145 86H148L149 87V85H148V83H147V85H145ZM152 86V85H151ZM194 86V85H193ZM198 86V85H197ZM197 86H196V88H197ZM206 86L204 87V89L201 87V89H203V90H205V88H206ZM219 86V85H218ZM228 87H229V84L227 85ZM16 87V86H15ZM14 87V88H15ZM18 87V86H17ZM22 87V86H21ZM23 87H25V86H23ZM121 87H122V85H121ZM138 87V89H139V86H137ZM155 87H153L152 89H151V95L152 96H150L151 98V103L153 104L152 106H154L153 107V109L154 108H156V109H158V110H160V113L162 114V116H164L165 117V119L164 120H166V119H169L170 120V122L169 123H171V125H172V127L175 129V131L177 132V135H178V139L180 140V142H181V144L184 146V148H185V152H186V154H188L190 157H194V158H196L197 156H198V153H199V150H201V152H200V154L202 153V155H203V157H206V156H208L209 155V146H208V144H206L205 143V140H204V134L205 133H203V127H202V125H201V119H202V115H201V113L200 112H198V111H194V109L192 108V107H187V106H185L184 104V102H182L181 100L182 99H177L175 96H171L170 94L168 95V94H162V95H160V94H158V96L155 94L154 95V93H153V89H155ZM164 87V86H163ZM169 87V86H168ZM175 87H177V86H175ZM195 87V86H194ZM200 87V86H199ZM226 87V86H225ZM225 87H219V88H221V89H223V88H225ZM20 88V87H19ZM142 88H143V85H142ZM142 88H140V89H142ZM149 88H151V87H149ZM190 88V87H189ZM195 88V89H196ZM227 88V87H226ZM225 88V89H226ZM139 89V90H140ZM171 89V88H170ZM174 89V88H173ZM200 89V90H201ZM217 89V88H216ZM230 88H229V90H231ZM17 90V89H16ZM22 90H23V88H22ZM21 90V91H22ZM128 90H129V88H128ZM131 90V89H130ZM136 90V89H135ZM178 90V89H177ZM176 90V91H177ZM184 90V89H183ZM186 90H189V89H187L186 88ZM199 89H198V94H197V92H196V94L199 96V92H202V91H200ZM207 90V89H206ZM218 90V89H217ZM216 90V91H217ZM144 91H145V89H144ZM158 91V90H157ZM169 91V90H168ZM175 91V92H176ZM216 91H214V92H216ZM225 91V90H224ZM228 91V90H227ZM68 92V93H67ZM155 92V91H154ZM161 92V91H160ZM183 92V91H182ZM195 92V91H194ZM204 92L205 91H203V94H204ZM209 92H210V89H209ZM223 92V91H222ZM222 92H221V95H223L224 94V96L226 97V95H225V93L223 92V94H222ZM129 93H131L130 91H129ZM156 93V92H155ZM159 93V92H158ZM165 93V92H164ZM167 93V92H166ZM190 93V92H189ZM192 93V92H191ZM206 93H208V90H207V92ZM205 93V94H206ZM218 93V94H217ZM217 93H215L214 95H219V91L217 92ZM16 94V93H15ZM124 94H126V93H124ZM128 94V93H127ZM132 94V93H131ZM147 94V93H146ZM195 94V95H196ZM203 94H201L200 93V96L201 95H203ZM204 94V95H205ZM230 94V91H229V93H228V95H231ZM143 95V94H142ZM194 95V96H195ZM211 95V93L209 94L208 93V95L207 96H210ZM221 95H219V96H221ZM18 96V95H17ZM41 96V95H40ZM212 96H213V94H212ZM25 97V96H24ZM23 97V98H24ZM132 97H133V95H132ZM140 97V96H139ZM203 97V96H202ZM211 97V96H210ZM17 98V97H16ZM41 98V97H40ZM72 98V97H71ZM70 98V99H71ZM128 98H130L129 96H128ZM127 98V99H128ZM137 99V97H135L134 96V98L133 99ZM196 98H198V97H196ZM204 98H206V96L204 97ZM212 99H213V97H211ZM211 98H209V100L211 99ZM219 98V100L221 99L220 97H218ZM18 99V98H17ZM21 99V98H20ZM19 99V100H20ZM69 99V98H68ZM67 99V101L69 102L70 100H68ZM73 99V98H72ZM74 99V100H75ZM222 99L223 100H226V98L224 99V97H222ZM25 100H28V99H25ZM38 100V99H37ZM75 100V101H76ZM130 100V99H129ZM132 100V99H131ZM131 100H130V102H131ZM195 100V99H194ZM202 100V99H201ZM205 100V99H204ZM208 100V99H207ZM71 101H73V100H71ZM147 101V100H146ZM148 101V102H149ZM197 101V100H196ZM199 101H200V97H199ZM214 101H215V99H214ZM213 101V102H214ZM216 101H217V103L219 104V101L217 100V98H216ZM222 101V100H221ZM233 101V100H232ZM232 101H230V102H232ZM36 102V101H35ZM41 102V101H40ZM63 102V101H62ZM74 102V101H73ZM77 102V101H76ZM76 102H74V104L76 103ZM134 102V101H133ZM137 102H138V99H137ZM201 102H204V104H205V101H201ZM200 102V103H201ZM208 102V101H207ZM222 102H224V101H222ZM0 103L3 105V107L7 110V117L12 121V120H19V122H21V123H17V126H15L14 127V129L12 128V129H8L7 131H5L4 129V132H2V133H0V139H1V141H2V139H3V141H4V137H5V139L7 140V142H8V138H10V142H12L13 140L11 139V138H13V137H15V138H17V139H19V140H21V143L22 144H24V145H26V147L27 146H29V148L31 147L33 150H34V153H35V158H37V159H43V162H45V159H49V158H53L54 156L55 157H59V155L62 153V150H61V153H60V151H58V149H57V146L55 145L56 143H54V139H56L57 140V138H59V137H61L62 139L64 138H66V134H65V131L64 130H62V129H60V128H58V127H50V125L48 124V125H44V124H42V122L43 121H45V117H43L45 114H46V112H45V114H44V112L43 111H41L40 110V108H39V111H33V110H30V108L28 109V108H26V106H25V108L26 109H24V107L23 106H21V105H24L23 104V102L20 104V105H16V104H18V103H16L15 104V106L12 104L13 102H12V100L10 99V98H8L7 96H4V95H2V94H0ZM72 103V102H71ZM145 103H147V102H145ZM144 103V104H145ZM150 103V104H151ZM210 103H211V100H210ZM217 103L216 102H214V104H216L217 105ZM229 103V102H228ZM234 103V102H233ZM233 103H230V104H233ZM236 103H238V102H236ZM236 103H234V105L236 104ZM242 103H243V101H242ZM242 103L240 104V105H242ZM70 104V103H69ZM68 104V105H69ZM73 104V105H74ZM194 104V103H193ZM212 104V103H211ZM222 104V103H221ZM224 104V103H223ZM244 104V106H245V103H243ZM135 105V104H134ZM201 105H202V103H201ZM206 105V104H205ZM213 105V104H212ZM240 105H237L238 107H239V109L240 110H238V111H241V108H240ZM32 106V105H31ZM60 106H62V105H60ZM70 106V105H69ZM136 106V105H135ZM138 106V105H137ZM139 106H141V105H139ZM142 106H144V105H142ZM151 105H149L148 106V108L150 107ZM151 106V107H152ZM206 106H208V105H206ZM210 106V105H209ZM224 106H226V107H223V109L224 108H226V111L227 112H229L228 111V108H229V106H227V103H226V105H224ZM29 107V106H28ZM41 107V106H40ZM63 107L65 108V107H67V109H68V106L66 105V106H64V104H63ZM213 107V106H212ZM212 107H210V108H212ZM217 107H221L222 108V106H217ZM228 107V108H227ZM35 108V107H34ZM73 108V107H72ZM132 108V107H131ZM134 108V107H133ZM142 108V107H141ZM202 108V107H201ZM206 108V107H205ZM208 108V107H207ZM206 108V109H207ZM210 108H209V110H210ZM232 107H230L229 108V110L231 109ZM36 109H37V107H36ZM55 109V108H54ZM63 109V108H62ZM66 109V108H65ZM67 109L66 110H64V111H66L67 112ZM71 109V108H70ZM105 109H106V111H105ZM135 109V108H134ZM146 109V108H145ZM144 109V110H145ZM198 109V108H197ZM222 109V110H223ZM1 110V109H0ZM35 110V109H34ZM38 110V109H37ZM43 110V109H42ZM46 110V109H45ZM56 110V109H55ZM75 110V109H74ZM79 110H80V108H79ZM203 110H205V109H203ZM208 110V109H207ZM209 110H208V112H209ZM217 110V109H216ZM219 110V109H218ZM234 110V111H233ZM232 111L233 112H235V108L233 109ZM73 111V110H72ZM72 111H68V113H70V114H72ZM81 111V110H80ZM138 111H139V109H138ZM211 111H213V109L211 110ZM210 111V112H211ZM226 111H225V109H224V112L226 113ZM237 111V110H236ZM238 111L236 112V113H238ZM246 111H248L247 109H246ZM251 111V112H252ZM258 111V110H257ZM260 111V110H259ZM5 112V111H4ZM44 114V115H42V113ZM60 112V111H59ZM63 112V111H62ZM61 112V113H62ZM65 112V113H66ZM133 112V111H132ZM149 112V111H148ZM147 112V113H148ZM164 112V113H163ZM201 112H203V111H201ZM207 112V113H208ZM223 112V113H224ZM6 113V112H5ZM79 113V112H78ZM159 113V112H158ZM205 113V112H204ZM214 113V112H213ZM231 113V112H230ZM247 113V112H246ZM69 114V115H70ZM74 114H76V113H74ZM80 114V113H79ZM206 114V113H205ZM239 114V113H238ZM242 114V113H241ZM240 114V115H241ZM249 114V113H248ZM254 114V113H253ZM66 115V114H65ZM68 115V114H67ZM69 115H68V117H69ZM77 115V114H76ZM81 115V114H80ZM148 115V114H147ZM151 115V114H150ZM210 115V114H209ZM220 115V114H219ZM222 115V114H221ZM228 116H230L229 114H227ZM227 115H224V116H227ZM243 115V114H242ZM255 115V114H254ZM74 116V115H73ZM72 116V118L73 119H76V118H74ZM149 116V115H148ZM152 116V115H151ZM151 116H149V117H151ZM208 116V115H207ZM206 116V117H207ZM211 116V115H210ZM212 116H213V114H212ZM211 116V117H212ZM223 116V118H226V117H224ZM251 116V115H250ZM1 117V116H0ZM67 117V118H68ZM71 117V116H70ZM76 117H79L78 115L76 116ZM158 117V116H157ZM204 117H205V115H204ZM209 118L208 117V119H212V118ZM234 117V116H233ZM237 117H239V115H237ZM243 117V116H242ZM247 116L245 115V117L244 118H246ZM257 117V116H256ZM49 118V117H48ZM65 118V117H64ZM64 118H62V119H64ZM232 118V117H231ZM235 118V117H234ZM240 118V117H239ZM248 118V117H247ZM255 118V117H254ZM258 118V117H257ZM257 118H255V119H257ZM263 118V117H262ZM262 118H260L261 120H263ZM0 119H4V117L2 118H0ZM79 119H81V118H78V120ZM152 119V118H151ZM162 119V118H161ZM204 119V118H203ZM215 119V118H214ZM237 119V118H236ZM52 120V119H51ZM60 120V119H59ZM78 120H76L77 122H78ZM217 120H220V119H217ZM225 120H227V119H225ZM234 120V119H233ZM240 120V119H239ZM257 120H259V119H257ZM53 121V120H52ZM241 121V120H240ZM256 121V120H255ZM260 121V120H259ZM46 122H47V118H46ZM66 122V121H65ZM72 122V121H71ZM77 122H75V120H74V123H77ZM95 122V121H94ZM165 122V121H164ZM221 122V121H220ZM224 122V121H223ZM226 122V121H225ZM230 122V121H229ZM235 122V121H234ZM237 122V121H236ZM2 123V122H1ZM15 123V122H14ZM43 123H45V122H43ZM62 123H63V120H62ZM79 123V122H78ZM77 123V124H78ZM151 123H152V121H151ZM155 123V122H154ZM158 123H161V122H158ZM210 123V122H209ZM214 123V122H213ZM228 122H226V124H227ZM80 124V123H79ZM167 124H168V122H167ZM216 124V123H215ZM220 124H222V125H224L223 123H220ZM235 124H238V122L237 123H235ZM234 124V125H235ZM260 123H258V125H259ZM15 125V124H14ZM71 124L69 123V125H67V126H70ZM221 125V126H222ZM228 125H229V123H228ZM240 126H241V124H239ZM239 125H238V127H239ZM67 126L66 125H64L63 127H64V129L65 128H67ZM72 126V125H71ZM74 126V125H73ZM76 127H78L79 129H80V126L78 125H75ZM95 126V125H94ZM157 126V125H156ZM155 126V127H156ZM165 126V125H164ZM218 126V125H217ZM216 126V127H217ZM226 126V125H225ZM233 126V125H232ZM236 127H237V125H235ZM10 127H11V125H10ZM10 127H7V128H10ZM162 127V126H161ZM220 127V126H219ZM230 127H231V124H230ZM237 127V128H238ZM74 128V127H73ZM158 128V127H157ZM206 128V127H205ZM225 128V127H224ZM259 128V127H258ZM219 129H221V128H219ZM223 129V128H222ZM257 129V128H256ZM260 129V128H259ZM262 130H263V128H262ZM1 131V130H0ZM77 131V130H76ZM172 131V130H171ZM219 131V130H218ZM218 131H217V133H218ZM222 131V130H221ZM225 131V130H224ZM259 131V130H258ZM67 132V131H66ZM176 132H173V133H176ZM226 132L228 133V130H226ZM260 132V131H259ZM264 132V131H263ZM171 133V132H170ZM215 133V132H214ZM80 134V133H79ZM82 134H84V133H82ZM207 135H208V133H206ZM222 134V133H221ZM229 134V133H228ZM170 135H172V134H170ZM211 135V134H210ZM220 135V134H219ZM231 135V134H230ZM261 135H262V133H261ZM87 134L85 135L84 134V136L83 137H85L86 139H87ZM209 136V135H208ZM207 136V137H208ZM225 136V135H224ZM8 137V138H7ZM82 137V136H81ZM171 137H173V135L171 136ZM176 137V136H175ZM73 138V140H74V136L72 137ZM211 138V137H210ZM218 138V137H217ZM227 138V137H226ZM231 138V137H230ZM16 139V140H17ZM71 139V138H70ZM78 139V138H77ZM106 139V138H105ZM175 139V138H174ZM177 139V138H176ZM67 140V139H66ZM72 140V142H74ZM83 140V139H82ZM81 140V141H82ZM85 140V139H84ZM90 140H91V138H90ZM90 140L88 139V141L87 142H90ZM100 140V139H99ZM107 140H109V139H107ZM106 140V141H107ZM172 140H173V138H172ZM178 140V141H179ZM208 140H209V138H208ZM18 141V140H17ZM102 141V140H101ZM170 141V140H169ZM174 141V140H173ZM172 141V142H173ZM221 141H222V139H221ZM227 141H229V140H227ZM226 141V142H227ZM6 142V141H5ZM66 142V141H65ZM91 142H93V139L91 140ZM100 142V141H99ZM103 142V141H102ZM1 143V142H0ZM9 143V142H8ZM64 143V142H63ZM104 143H106V142H104ZM179 143V142H178ZM210 143H211V139H210ZM209 143V144H210ZM5 145H6V143H4ZM13 144H15V143H13ZM89 144V143H88ZM93 144V143H92ZM92 144H90V145H92ZM175 144V143H174ZM173 144V145H174ZM177 144V143H176ZM215 144V143H214ZM217 144V143H216ZM216 144H215V146H216ZM10 145V144H9ZM8 144L6 145V146H9ZM15 145H17V144H15ZM59 145V144H58ZM63 145V144H62ZM82 145H83V143H82ZM81 145V146H82ZM105 145V144H104ZM108 145H109V143H108ZM112 145V144H111ZM171 145V144H170ZM179 145V144H178ZM178 145H177V147H178ZM229 145V144H228ZM11 146H13V145H11ZM10 146V147H11ZM20 146V145H19ZM22 146V145H21ZM75 146V145H74ZM78 146V145H77ZM80 146V145H79ZM89 146V145H88ZM98 146V145H97ZM110 146V145H109ZM172 146V145H171ZM3 147V146H2ZM66 147V146H65ZM64 146L62 147V146H60L59 147V149L60 148H65ZM92 148H93V146H91ZM94 147H95V145H94ZM101 147V146H100ZM166 147H169V145L168 146H166ZM182 147V146H181ZM219 147V146H218ZM229 147V146H228ZM12 148V147H11ZM20 148V147H19ZM69 148V147H68ZM68 148L67 149H65V150H68ZM71 148V147H70ZM74 148V147H73ZM84 148V147H83ZM86 148H88V147H86ZM96 148V147H95ZM105 148V147H104ZM174 148V147H173ZM226 148V147H225ZM2 149V148H1ZM7 149V148H6ZM9 149V148H8ZM16 149V148H15ZM18 149V148H17ZM16 149V150H17ZM79 149V148H78ZM97 149H98V147H97ZM103 149V148H102ZM111 149V148H110ZM178 149V148H177ZM213 149H214V147H213ZM18 150H20V149H18ZM32 150V151H33ZM64 150V149H63ZM64 150V151H65ZM76 150V149H75ZM80 150V149H79ZM89 150V149H88ZM94 150V149H93ZM99 150V149H98ZM104 151H105V149H103ZM12 151H15V150H12ZM70 151H71V149H70ZM78 151V150H77ZM96 151V150H95ZM100 151V150H99ZM102 151V150H101ZM174 151H175V149H174ZM181 151V150H180ZM183 151V150H182ZM3 152V151H2ZM18 152V151H17ZM90 152H93V151H90ZM177 152V151H176ZM179 152V151H178ZM6 153V152H5ZM13 153V152H12ZM68 152H64L63 154H65L64 156H66V154H67ZM72 153V152H71ZM73 153H75V152H73ZM72 153V154H73ZM87 153H89V152H87ZM86 153V154H87ZM97 152H95V154H96ZM183 153V152H182ZM211 153V152H210ZM11 154V153H10ZM18 154V153H17ZM17 154H15V155H17ZM63 154H61L62 156H63ZM77 154H80V153H77ZM103 154V153H102ZM221 154V153H220ZM3 155V154H2ZM27 155V154H26ZM30 155V154H29ZM31 155H32V153H31ZM92 155V154H91ZM109 155V154H108ZM169 155V154H168ZM217 155V154H216ZM224 155V154H223ZM4 156V155H3ZM13 156H14V154H13ZM19 157L21 156V153L18 155ZM17 156V157H18ZM22 156H23V153H22ZM62 156H60V157H62ZM69 156H70V154H69ZM79 156H81V154L79 155ZM79 156L74 160V163L75 164H77V160H78V158H79ZM95 156V155H94ZM167 156V155H166ZM183 156V155H182ZM213 156H214V153H213ZM8 157V156H7ZM32 157V156H31ZM60 157H59V160H60ZM167 157H169V156H167ZM215 157H217V156H215ZM221 157H223V156H221ZM34 158V157H33ZM35 158H34V160H35ZM68 158V157H67ZM65 159V160H68V162H69V164H70V161H71V159L70 158H68V159ZM80 158H82V157H80ZM182 158V157H181ZM184 158V157H183ZM6 159V158H5ZM15 159V158H14ZM13 159V160H14ZM17 159V158H16ZM29 159V158H28ZM32 159V158H31ZM36 159V160H37ZM69 159H70V161H69ZM83 159V158H82ZM85 159H86V157H85ZM175 159V158H174ZM172 160V161H175V160ZM188 159V158H187ZM199 159V158H198ZM2 160H3V157H2ZM33 160V159H32ZM64 160V161H65ZM84 160V159H83ZM87 160V159H86ZM94 160V159H93ZM169 160V159H168ZM183 160V159H182ZM190 160H192V159H190ZM204 160V159H203ZM201 161V162H203V163H205L204 161ZM4 161V160H3ZM25 161V160H24ZM53 161H55V159L53 160ZM58 161V160H57ZM88 161V160H87ZM178 161H179V159H178ZM216 161V160H215ZM220 161V160H219ZM9 162H10V159H9ZM48 162H49V160H48ZM50 162H52V159H51V161ZM67 162V161H66ZM93 162V161H92ZM176 162H177V160H176ZM176 162H173V163H176ZM185 161H183V163H184ZM193 162V161H192ZM4 162H2V164H3ZM8 163V162H7ZM11 163H13V161L11 162ZM27 163V162H26ZM33 163H35V162H33ZM57 163H59V162H57ZM62 163V162H61ZM73 163V162H72ZM82 163V162H81ZM189 164H190V161L188 162ZM199 163V162H198ZM217 163V162H216ZM215 163V164H216ZM38 164L40 165L41 163L40 162H38ZM49 164L50 163H48V166H49ZM66 164V163H65ZM74 164V166L75 167H78V166H76ZM83 165L85 164V160H84V163H82ZM81 164V165H82ZM171 164V163H170ZM218 164V163H217ZM4 165V164H3ZM7 165V164H6ZM12 165V164H11ZM22 165H23V163H22ZM36 165V164H35ZM45 165H46V163H45ZM59 165V164H58ZM57 165V166H58ZM61 165V164H60ZM67 166H68V164H66ZM70 165H72V164H70ZM79 165H80V161H79ZM86 165V164H85ZM93 165H94V163H93ZM97 165H94V167L95 166H97ZM172 165V164H171ZM222 165V164H221ZM26 166V165H25ZM27 166H28V164H27ZM44 166V165H43ZM56 166V165H55ZM63 166V165H62ZM73 166V165H72ZM87 166V165H86ZM99 166H97V167H95V168H97V169H99ZM184 166V165H183ZM203 166H205V165H203ZM224 166V165H223ZM10 167V166H9ZM50 167H52V166H50ZM49 167V168H50ZM60 167V166H59ZM64 167V166H63ZM74 167V170L73 169H71V171H72V177H70V180L71 179H75L77 182H78V184H80V185H78V186H69V190L72 192V193H76V194H78V193H80L79 194V196H81V191H86V189L85 188H83L84 187V185H86L87 184V182L89 181V179H90V177H89V179H88V177H86L87 176V174L88 173H86V172H84V171H82L81 172V168H78V169H80V170H78V169H76ZM83 167V166H82ZM85 167V166H84ZM82 168V170H84L85 168ZM92 167V166H91ZM93 167V169L95 170V168ZM225 167V166H224ZM30 168V167H29ZM35 168H37V167H35ZM62 168V167H61ZM61 168H60V170H61ZM66 168H68V167H66ZM73 168V167H72ZM89 168V165L87 166V168L86 169H88ZM184 168V167H183ZM228 168V167H227ZM231 168H233V167H231ZM230 168V169H231ZM12 169V168H11ZM69 169V168H68ZM85 169V170H86ZM90 170H92L91 168H89ZM224 169V168H223ZM21 170V169H20ZM23 170V169H22ZM51 170H53L52 168H51ZM60 170H59V172H60ZM63 170H67V169H65V167L63 168ZM236 170V169H235ZM235 170H233V171H235ZM2 171V170H1ZM7 171V170H6ZM5 171V172H6ZM15 171H16V169H15ZM29 171H31V170H29ZM37 171H38V168H37ZM36 171V173H38ZM48 171V170H47ZM55 171H57V170H55ZM86 171H89V170H86ZM168 171V170H167ZM224 171V170H223ZM232 171V170H231ZM237 171V170H236ZM20 172V171H19ZM23 172V171H22ZM31 172H33V171H31ZM39 172H42V171H39ZM51 172V171H50ZM54 172V171H53ZM63 172V171H62ZM90 172V171H89ZM239 172V170L237 171V173ZM4 173V172H3ZM10 173V172H9ZM16 173V172H15ZM29 173V172H28ZM45 173V172H44ZM48 173V172H47ZM55 173V172H54ZM53 173V174H54ZM93 174V170L90 172V174ZM149 173V172H148ZM232 173H234V172H232ZM236 173V172H235ZM0 174H1V172H0ZM13 174V173H12ZM17 174H19V173H17ZM31 174V173H30ZM39 174V173H38ZM42 174V173H41ZM60 173H58V175H59ZM65 175L67 174L66 172L64 173ZM240 174V173H239ZM20 175V174H19ZM26 175V174H25ZM36 175V174H35ZM46 175V174H45ZM61 176L63 175L62 173L60 174ZM67 175H69V174H67ZM66 175V176H67ZM89 175V174H88ZM99 175V176H100ZM230 175H231V173H230ZM238 175V174H237ZM1 177H2V179L0 180V204L2 203V202H6L7 200H9L10 198H14L15 199V197H17V196H22L24 193H25V197L27 198V200L29 199L28 198V196H30L31 195V197L33 196L32 195V192H30V190H27V189H21L20 188V185L22 186L23 184H19L16 180H14L13 178H12V176L10 175V174H5L4 176H2V175H0ZM21 176H23V173H22V175ZM20 176V177H21ZM28 176V175H27ZM41 176H43V175H41ZM49 176V175H48ZM52 176H54V175H52ZM99 176L97 177V178H99ZM158 176V175H157ZM26 177V176H25ZM35 177V176H34ZM50 177V176H49ZM55 177H59V176H57V175H55L54 176V178ZM62 177H64V175L62 176ZM62 177H60L61 179H63ZM102 177V178H103ZM104 177V178H105ZM44 178V177H43ZM43 178H42V180H43ZM48 178V177H47ZM54 178H52V180L54 179ZM96 178V179H97ZM101 178V179H102ZM25 179V178H24ZM35 179V178H34ZM69 179V178H68ZM68 179H65V177H64V184H67V185H70L68 182H67V180ZM73 179V180H74ZM86 179H88V181L86 180ZM106 179V180H107ZM151 179V178H150ZM245 179V178H244ZM23 180V179H22ZM40 180V179H39ZM51 180V181H52ZM57 180V179H56ZM98 180V179H97ZM97 180H95L96 182H97ZM99 180H100V178H99ZM203 180H205V178L203 179ZM202 180V181H203ZM230 180V179H229ZM231 182H232V184H233V186H232V188H233V192H231L232 194H233V197H235V200L236 201H238V212L240 213V215H246V217L248 216V218L250 217V219L253 221V222H261L262 224H264V195H259V193L257 192L258 191V189H257V191H254L253 189H252V187L250 188V185L248 186V185H246L245 184V182L246 181H241L240 179H238V177L235 175V174H233V175H231ZM247 180V179H246ZM33 181V180H32ZM38 181V180H37ZM54 181H55V179H54ZM69 181V180H68ZM75 181V182H76ZM85 181V183H83L84 185H82V182H84ZM91 181V180H90ZM89 181V182H90ZM95 181H93V182H95ZM156 181V180H155ZM154 181V182H155ZM159 181V180H158ZM163 181V180H162ZM200 181H201V179H200ZM20 182V181H19ZM36 182V181H35ZM41 182V181H40ZM43 182H45V181H42V183ZM46 182H47V179H46ZM56 182H58V180L56 181ZM62 182V181H61ZM74 182V183H75ZM106 182V181H105ZM105 182H102L101 181V184L103 183H105ZM173 182V181H172ZM171 182V183H172ZM26 183V182H25ZM42 183H39V181H38V184H42ZM48 183H51V182H48ZM164 183V182H163ZM170 183V182H169ZM200 183V185H201V183L202 182H199ZM203 183H204V181H203ZM202 183V184H203ZM44 184V183H43ZM56 184V183H55ZM72 184V183H71ZM205 184V183H204ZM203 184V185H204ZM36 185H37V183H36ZM57 185V184H56ZM66 185V186H67ZM94 185H95V183H94ZM97 185L98 184H96V188L95 189H97ZM106 185V184H105ZM108 185V184H107ZM199 185V186H200ZM202 185V186H203ZM206 185V184H205ZM204 185V186H205ZM26 186V185H25ZM91 186H93V183H92V185ZM100 186H103V185H100ZM99 186V188H101ZM115 186V185H114ZM115 186V188H117ZM201 186V187H202ZM251 186H253L252 184H251ZM259 186V185H258ZM38 187V186H37ZM40 187V186H39ZM38 187V188H39ZM45 187V186H44ZM44 187H43V189H44ZM105 187V186H104ZM145 187V186H144ZM207 187V186H206ZM23 188V187H22ZM26 188V187H25ZM38 188H36V189H38ZM41 188V187H40ZM49 188H51V187H49ZM85 189V190H81V189ZM90 188H92V187H90ZM106 188L108 189V186H106ZM139 188V187H138ZM257 188V187H256ZM30 189V188H29ZM32 189V188H31ZM35 189V188H34ZM35 189V192L37 191ZM42 189V190H43ZM102 189V188H101ZM105 189V188H104ZM106 189V190H107ZM110 189V188H109ZM113 189V188H112ZM198 189H202V188H198ZM49 190V189H48ZM52 190H53V188H52ZM60 190V189H59ZM88 190V189H87ZM105 190V191H106ZM147 190H149L150 191V186L148 187L147 186ZM232 190V189H231ZM239 190H242V191H244V194L243 195H241V194H239V193H237ZM33 191V190H32ZM67 191V190H66ZM69 191V193H68V195L70 194L71 196L73 195L71 192ZM92 191H94V188H93V190L92 189H90V193H91V196H93L94 194H95V192H94V194L92 193ZM101 191V190H100ZM104 191V190H103ZM102 191V192H103ZM110 191V190H109ZM113 191V190H112ZM115 191H117L116 189L113 191V192H115ZM137 192H138V189L136 190ZM199 191V190H198ZM209 191V190H208ZM260 191V193H263V191L261 192V190H259ZM24 192V193H23ZM48 192V191H47ZM50 192V191H49ZM49 192H48V194H49ZM87 192H89V191H87ZM133 192V191H132ZM240 192V191H239ZM39 193V192H38ZM53 193V196H54V194L56 195V194H59V193H54V192H52L51 191V194ZM84 193V192H83ZM97 193V192H96ZM105 193H107L108 194V192H105ZM131 193V192H130ZM134 193H135V191H134ZM150 193V192H149ZM201 195H202V198L204 197V196H207L209 193H207V190H206V193H204V190L201 192H199ZM35 194V193H34ZM39 194H42V192L41 193H39ZM47 194V193H46ZM86 194V193H85ZM89 194V193H88ZM93 194V195H92ZM100 194V193H99ZM99 194H98V196H99ZM104 194V193H103ZM110 194V193H109ZM196 194H198V192L196 193ZM204 194H206V195H204ZM42 195H45V193L44 194H42ZM62 194H61V192H60V196H61ZM67 195V196H68ZM125 195V194H124ZM123 195V196H124ZM201 195L200 196H198V195H196V196H198V198L199 197H201ZM24 196V195H23ZM22 196V197H23ZM36 196V195H35ZM52 196V198L54 199V197ZM60 196H58L57 195V197L56 198H58V197H60ZM90 196V198H92ZM95 196H96V194H95ZM97 196V197H98ZM107 196V195H106ZM105 196V197H106ZM120 196V197H121ZM168 196V195H167ZM24 197V198H25ZM40 196H38V198H39ZM43 197V196H42ZM42 197H40L39 198V200L42 198ZM48 197H49V195H48ZM51 197V196H50ZM73 197L74 196H72V199H73ZM75 197H77L76 195H75ZM83 197V196H82ZM82 197H80V200H82ZM125 197V196H124ZM25 198V199H26ZM32 198H34V200H35V197H32ZM43 198H45V196L43 197ZM63 198V197H62ZM69 198H70V196H69ZM118 199V201H119V197H117ZM196 198V197H195ZM205 198V197H204ZM208 198V197H207ZM18 199V198H17ZM36 199H37V197H36ZM47 199V198H46ZM71 199V198H70ZM79 199V198H78ZM93 199V201L95 200L94 198H92ZM91 199V200H92ZM103 199H104V195H103ZM109 198H108V196H107V200H108ZM120 199H124V201L123 200H121V203H122V201L125 203V202H127V200H126V198H120ZM148 199H150L149 197H148V195H147V198H146V200H147V202H148ZM168 199V198H167ZM32 200V199H31ZM34 200H32L33 202H34ZM41 200H43V199H41ZM48 200V199H47ZM46 200V201H47ZM57 200V199H56ZM98 200H101V199H97V201ZM126 200V201H125ZM170 200V199H169ZM13 201V200H12ZM15 201V200H14ZM29 201H30V199H29ZM31 201V202H32ZM49 201H51V200H49ZM70 201V200H69ZM72 201V200H71ZM73 201L75 202V200L73 199ZM76 201H78L77 199H76ZM85 201V200H84ZM83 201V203H85ZM86 201H89V200H86ZM92 201V202H93ZM97 201H94L95 203L97 202ZM106 200H104V202H105ZM132 201V200H131ZM131 201H129L128 203L130 204V202ZM195 202H196V200H194ZM200 201V200H199ZM198 200H197V202H199ZM205 201H206V198H205ZM205 201H202V202H205ZM31 202H29V203H31ZM36 202V201H35ZM41 202V201H40ZM43 202V201H42ZM45 202V201H44ZM53 202V201H52ZM64 202H67V201H65V199H64ZM63 202V203H64ZM107 202L108 201H106V204H107ZM146 202V203H147ZM149 202L151 203V201L149 200ZM171 202H172V199H171ZM176 202V201H175ZM201 202V201H200ZM17 203V202H16ZM25 203H27V201H24V204ZM45 203H50L51 204V202H45ZM59 203H60V201H59ZM61 203H62V199H61ZM80 202H78V204H79ZM88 203V205H89V208H90V205L92 204L91 202V204H89V202H87ZM95 203H93V204H95ZM101 203V202H100ZM99 202H98V204H100ZM103 203V202H102ZM119 203V202H118ZM117 203V204H118ZM124 203H122V204H124ZM20 204V203H19ZM18 204V205H19ZM23 204V205H24ZM35 205H36V203H34ZM38 204H40L39 202H38ZM42 204V203H41ZM50 204H48V206L50 205ZM64 204H66V203H64ZM64 204H63V207H65L64 206ZM75 204V203H74ZM97 203H96V206L98 205ZM114 204H115V206H116V202H114ZM149 204V203H148ZM166 204V203H165ZM172 204V203H171ZM202 204V203H201ZM15 205V204H14ZM21 205V204H20ZM22 205V206H23ZM26 205V204H25ZM31 205V204H30ZM34 205V206H35ZM44 205H46V204H44ZM44 205H41V207H46V208H48V206H44ZM60 205V204H59ZM67 208L70 206V203L68 204V202H67ZM73 205V204H72ZM71 205V207H73ZM77 205V204H76ZM80 205H81V203H80ZM105 205V204H104ZM125 206H126V204H124ZM128 205V204H127ZM152 205V204H151ZM27 206V205H26ZM33 206V207H34ZM40 206V205H39ZM55 206V205H54ZM53 206V207H54ZM75 206V205H74ZM82 206V205H81ZM84 206H86V205H84ZM84 206H82V208H84V210H86V208L84 207ZM119 206H121V204L119 205ZM196 206V205H195ZM16 207V206H15ZM38 207V206H37ZM40 207V208H41ZM50 207V206H49ZM52 207V206H51ZM56 207V206H55ZM70 207V208H71ZM76 207V206H75ZM78 207H80V206H78L77 205V209H78ZM92 207L94 208V206L92 205ZM100 207H102V206H100ZM106 207H108V205H106ZM106 207H105V210H106ZM118 206H116V208H117ZM192 207V206H191ZM203 207V206H202ZM30 208V207H29ZM62 208V207H61ZM74 208V207H73ZM81 208V209H82ZM88 208V209H89ZM126 208L127 207H125V211H126ZM129 208H130V206H129ZM129 208H127L128 209V212H129ZM139 208V207H138ZM142 208H143V206H142ZM190 208V207H189ZM6 209H7V207H6ZM19 209H20V207H19ZM38 209V208H37ZM52 209V208H51ZM54 209V208H53ZM72 209V208H71ZM76 209V211H78ZM92 209V208H91ZM94 209H96V208H94ZM98 209H99V207H98ZM104 209V208H103ZM109 209V208H108ZM121 209H123V207H121ZM120 209V210H121ZM141 209V208H140ZM191 209V208H190ZM200 209V208H199ZM202 209V208H201ZM22 210V209H21ZM20 210V211H21ZM25 210H26V208H25ZM30 210V209H29ZM41 211H42V209H40ZM50 210V209H49ZM48 210V211H49ZM56 210V209H55ZM54 210V211H55ZM74 211H75V209H73ZM90 210V209H89ZM97 210V209H96ZM99 210H102V209H99ZM104 210V211H105ZM123 210V211H124ZM139 210V209H138ZM3 211V210H2ZM10 211H13V210H10ZM23 211V210H22ZM45 211V210H44ZM43 211V212H44ZM51 211H53V210H51ZM51 211H49V212H47V214L48 213H50ZM92 211H94L93 209H92ZM92 211H91V214H93L92 213ZM147 211V210H146ZM24 212V211H23ZM82 212V211H81ZM84 212V211H83ZM96 212V211H95ZM94 212V213H95ZM100 212V211H99ZM25 213H26V211H25ZM25 213L23 214V215H25ZM52 213V212H51ZM86 213V212H85ZM84 213V215H86ZM87 213H88V211H87ZM97 213H98V211H97ZM96 213V214H97ZM101 213H103V212H101ZM100 213V214H101ZM108 213V212H107ZM113 213V212H112ZM136 213V212H135ZM179 213V212H178ZM27 214V213H26ZM43 214V213H42ZM45 214V213H44ZM43 214V215H44ZM81 214V213H80ZM137 214H140L139 212L137 213ZM142 214V213H141ZM140 214V215H141ZM15 215V214H14ZM17 215V214H16ZM31 215V214H30ZM46 215V214H45ZM49 215V214H48ZM52 215V214H51ZM103 215V214H102ZM109 215V214H108ZM119 215V214H118ZM139 215V216H140ZM158 214H156V216H157ZM197 215V214H196ZM12 216V215H11ZM22 216V215H21ZM27 216H28V214H27ZM47 216V215H46ZM80 216V215H79ZM82 216H83V214H82ZM88 216V218H89V216L90 215H87ZM91 216H93V215H91ZM115 216V215H114ZM142 216V215H141ZM140 216V220H141V218L143 219V217H141ZM30 217V216H29ZM134 217V216H133ZM184 217V216H183ZM242 217V216H241ZM7 218H8V216H7ZM42 218H44V217H42ZM47 218V217H46ZM51 218V217H50ZM82 218V217H81ZM85 218V217H84ZM94 218V216L91 218V219H93ZM108 218H110V217H108ZM39 219V218H38ZM111 219V218H110ZM18 220V219H17ZM42 220V219H41ZM86 220H88V219H86ZM85 221V220H84ZM145 221V220H144ZM16 222V221H15ZM15 222H13L14 224H15ZM44 222V221H43ZM49 222V221H48ZM138 222V221H137ZM141 223L143 222V221H140ZM139 222V223H140ZM158 222V221H157ZM17 223V222H16ZM19 223V222H18ZM29 223V222H28ZM81 223H83V222H81ZM127 223V222H126ZM144 223V222H143ZM145 223H146V221H145ZM144 223V224H145ZM260 223V224H261ZM26 224V223H25ZM75 224V223H74ZM128 224V223H127ZM136 224V223H135ZM138 224V223H137ZM12 225V224H11ZM10 225V226H11ZM18 225H20V224H18ZM32 225V224H31ZM41 225V224H40ZM40 225H38V227L40 226ZM50 225V224H49ZM72 225H73V223H72ZM93 225V224H92ZM103 225V224H102ZM105 225H106V223H105ZM140 225V224H139ZM159 225H160V223H159ZM10 226L7 224V220H6V217L5 216H3V215H1L0 216V234H4V236L6 235V239H8L9 240V244L11 243L12 245H14L15 246V243H17V242H15L14 240V242L12 241V234H11V229H10ZM51 226H52V224H51ZM55 226V225H54ZM76 226H77V224H76ZM143 226V225H142ZM142 226H140V227H142ZM145 226H148L147 224L145 225ZM172 226V225H171ZM12 227V226H11ZM14 227H16V226H14ZM26 227V226H25ZM33 227V226H32ZM37 227V228H38ZM104 227V226H103ZM130 227V226H129ZM154 227H155V225H154ZM159 226H157V228L156 229H158V231L160 230V227L158 228ZM28 227H26V229H27ZM29 228H31V227H29ZM193 228V227H192ZM16 229V228H15ZM36 229V228H35ZM80 229H82V228H80ZM98 229H99V226H98ZM167 229V228H166ZM172 229V228H171ZM171 229H169V230H171ZM188 229H190V228H188ZM23 230V229H22ZM86 230V229H85ZM93 230V229H92ZM96 230V229H95ZM102 230V229H101ZM100 230V231H101ZM174 230V231H173ZM171 232H173V233H170V234H174V232H177V231H175V229H173ZM187 230V229H186ZM27 231V230H26ZM25 231V232H26ZM29 231V230H28ZM90 231V230H89ZM119 231V230H118ZM153 231H154V229H153ZM162 233H164V229H163V231L162 230H160ZM24 232V231H23ZM41 232H42V230H41ZM46 232V231H45ZM93 232H95V231H93ZM98 232V231H97ZM109 232V231H108ZM115 232V231H114ZM180 232V231H179ZM178 232V233H179ZM37 233V232H36ZM88 233V232H87ZM115 233H117V232H115ZM155 233V232H154ZM153 233V234H154ZM24 234V233H23ZM42 234H43V232H42ZM62 234V233H61ZM156 234V233H155ZM180 234V233H179ZM258 234V233H257ZM134 235V234H133ZM169 235V234H168ZM167 235V236H168ZM174 235H176V233L174 234ZM24 236V235H23ZM30 236V235H29ZM32 236V235H31ZM58 236V235H57ZM74 236V235H73ZM80 236V235H79ZM85 236V235H84ZM162 236V235H161ZM15 237H16V235H15ZM19 237H21V236H19ZM39 237V236H38ZM75 237V236H74ZM81 237V236H80ZM90 237V236H89ZM134 237V236H133ZM169 237H171V236H169ZM177 237H178V234H177ZM29 239H25L24 240V243L25 244H29V246H30V244H32V245H34V247L36 246V241H35V237H28ZM42 238H44L43 237V235H42ZM59 238V237H58ZM77 238H79V237H77ZM95 238H96V236H95ZM174 238H176V237H174ZM14 239V238H13ZM23 239V238H22ZM49 239V238H48ZM61 239V238H60ZM84 239V238H83ZM88 239V238H87ZM103 239V238H102ZM110 239V238H109ZM124 239V238H123ZM171 239H172V237H171ZM178 240L177 241H173V242H175V243H173L174 245V247L176 248V251L179 253V257H177L178 258V261H176L177 263H175V264H264V256L263 255H261V256H258V255H254V254H252L251 252H250V250H249V248H248V246H246V244L245 245H240V244H237V245H234L233 243H231L230 242V244H228V245H230V246H228V245H226L224 242H225V240H223V241H218V240H216L215 239V235H213V234H211V233H209V232H203V233H201V232H199V230H195V229H191V230H187V231H184V232H181V235H180V237H178L177 238ZM19 240H21V238H19ZM106 240V239H105ZM108 240V239H107ZM168 240H170V238L168 239ZM12 241V242H11ZM17 241V240H16ZM42 241V240H41ZM46 241V240H45ZM50 241V240H49ZM78 241V240H77ZM123 241V240H122ZM54 242V241H53ZM64 242V241H63ZM80 242V241H79ZM86 242V241H85ZM103 242V241H102ZM207 242H211L210 244L213 246V248H214V250L213 251H210V250H207V246L205 245ZM80 243H82V242H80ZM99 243V242H98ZM148 243V242H147ZM169 243V242H168ZM58 244H60V243H58ZM100 244V243H99ZM111 244V243H110ZM109 244V245H110ZM150 244V243H149ZM165 244V243H164ZM166 244H167V242H166ZM21 245V244H20ZM39 245V244H38ZM44 245V244H43ZM47 245V244H46ZM75 245V244H74ZM83 245V244H82ZM85 245V244H84ZM143 245V244H142ZM161 245V244H160ZM17 246H19V245H17ZM45 246V245H44ZM50 246H51V242H50ZM50 246H48V247H50ZM96 246V245H95ZM111 246V245H110ZM132 246V245H131ZM159 246V245H158ZM163 246V245H162ZM165 246V245H164ZM163 246V247H164ZM168 246V245H167ZM166 246V247H167ZM22 247V246H21ZM53 247V246H52ZM99 247V246H98ZM146 247H148V246H146ZM169 247V246H168ZM174 247H171V249L172 248H174ZM24 248V247H23ZM36 248V247H35ZM38 248H40V247H38ZM42 248V247H41ZM54 248V247H53ZM110 248V247H109ZM111 248H112V246H111ZM114 248V247H113ZM148 248H150V247H148ZM26 249V246H25V248H24V250ZM31 249H32V247H31ZM93 249V248H92ZM125 249V248H124ZM154 249V248H153ZM210 249V248H209ZM8 250V249H7ZM22 250V249H21ZM29 250V249H28ZM28 250H26V251H28ZM33 250V249H32ZM108 250V249H107ZM155 250V249H154ZM169 250V249H168ZM168 250H165V251H168ZM34 251V250H33ZM45 251V250H44ZM63 251V250H62ZM109 251V250H108ZM126 251V250H125ZM172 251V250H171ZM174 249H173V254H174ZM263 251V250H262ZM31 252V251H30ZM52 252V251H51ZM56 252V251H55ZM113 252V251H112ZM8 253H10V252H8ZM37 253V252H36ZM52 253H54V252H52ZM61 253V252H60ZM106 253H107V251H106ZM114 253V252H113ZM118 253H120V252H118ZM123 253V252H122ZM125 253V252H124ZM124 253H123V255H124ZM44 254V253H43ZM116 254V253H115ZM167 254V253H166ZM40 255V254H39ZM45 255V254H44ZM48 255V254H47ZM107 255V254H106ZM111 255V254H110ZM120 255V254H119ZM165 255V254H164ZM168 255V254H167ZM170 255V254H169ZM168 255V256H169ZM171 255H172V253H171ZM5 256V255H4ZM85 256V255H84ZM150 259H147L148 261H150L151 262V264H154L153 262H154V260H158L160 263H162V264H172V262H169L168 260H167V258H166V255H165V257H163V256H157L153 251H151V253H150ZM176 256V255H175ZM3 257V256H2ZM9 257V256H8ZM7 257V258H8ZM38 257V256H37ZM79 257V256H78ZM169 257H171V256H169ZM67 258V257H66ZM109 258H110V256H109ZM112 258H113V256H112ZM1 259V258H0ZM53 259H54V262H53ZM125 259V258H124ZM2 260V259H1ZM7 260V259H6ZM38 260V259H37ZM36 260V261H37ZM41 261H42V263L44 262L45 264H74V261L72 262H68L69 261V259H68V261L67 260H65V258H64V255L63 256H60L59 254H57V253H55V254H53V258H51V257H49L48 258V256L47 257H43V258H41L40 259ZM111 260V262H112V264H116V262H118V259H116L117 261L115 262L113 259H110ZM123 260V259H122ZM41 261H39V262H41ZM153 261V262H152ZM170 261H171V259H170ZM243 262V263H240V262ZM159 262H157V263H159ZM43 263V264H44ZM78 263V262H77ZM123 263V262H122ZM130 263V262H129ZM6 264V263H5ZM32 264H36V262L35 263H32ZM39 264V263H38ZM111 264V263H110ZM118 264V263H117ZM133 264V263H132Z\"/></svg>", "mask_w": 264, "mask_h": 264}]
</instances>
